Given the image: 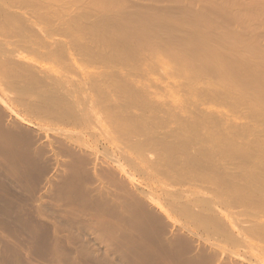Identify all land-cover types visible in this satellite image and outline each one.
<instances>
[{
	"label": "rangeland",
	"instance_id": "obj_1",
	"mask_svg": "<svg viewBox=\"0 0 264 264\" xmlns=\"http://www.w3.org/2000/svg\"><path fill=\"white\" fill-rule=\"evenodd\" d=\"M35 1L36 0H26V2H24V3L19 2V1L18 2L15 1L18 3L17 6H19V8H22L21 9L22 11L14 9L16 11V12L14 11L15 14L20 16L18 18L20 20L19 25H21V28H20L21 31H19V32L14 31V33H12L10 35H2V34L0 35V66L4 64L3 69L0 68V114L1 113L3 114V115H0V130H1L0 133L5 134V135L0 134V136H1L0 137V139H1L0 145L2 146V148L0 146V156L2 155L0 157V264H111V263L112 264H120L119 263L120 260L118 259V257H116L114 255L115 254L114 250L111 251L112 249L109 248L111 246V243L106 241V240L110 241L111 236L113 239H116L117 237H120V236L122 238V235L124 234L122 229H125V228L128 229V230H126V229L124 230L125 233H131L133 236H135V240L132 242H134V243L136 242L137 244H139L140 239H141V242H140L141 247H140V245L138 246L136 243L135 244L132 242L130 243V241H128L129 243L126 244L127 247L125 246V248H127V249H129V247H132L130 249H133V250L129 249L131 252V255H130L131 260L130 261L133 260L135 262L132 261L129 264H133V263H135V264H159V263L166 264L167 261H168L167 264H172V263L173 264H180V263H182V264H191V263L192 264L193 263H195V264L196 263L197 264H213L211 262L208 263L209 261H207V259L205 258L208 255H209V258H210V256L214 255V258H213L214 260L212 261V262L216 261V262H214V264H218V263L222 264V262L224 263L223 259H225L227 257V255L224 252L222 253V250L223 249L224 250L229 249V247L226 244L221 243L220 247H218L219 249L216 247L217 248V250H216V248H214L213 246L208 244L209 242L204 243L203 241L198 240L196 237H193L190 234L188 235V233H186L185 231H182L183 228H187V229H190L192 232L196 233L197 235L203 236L199 231H197V229L195 230L192 225H188V222L186 219H182L183 217L179 216V213H178V211H179V190H182V191H186V190L191 191L192 190L193 191V190H196L198 188L197 190H199V191L202 190L201 191L202 193H206V191L204 192L203 189H200L199 187H197V185L200 186L198 183H197V185L194 183L196 186L194 184H192L193 182L190 184L189 183L190 181L184 180V182L181 183L179 181V177H178L179 175H177L176 177L173 176V173H172V175H169L171 173L168 170L167 171L169 173H167V171H166V173H165L166 176L165 175L163 176L162 172L160 170H158V168H156V167L158 165L161 166L160 164L164 163V161H162L161 156H158V154L159 155L161 154V151H158L159 148H157L154 145L156 144L155 142L157 140L158 141L157 143L158 144L160 143L161 146H163V143L165 142V144H166L165 146L169 150H170V148L172 150H174L172 148V146H174L175 148L178 146L177 149L179 147H182V149L184 148V150L187 147L190 149V147H193V146L188 145V144L192 143L188 140H191V139L193 140V137H199L198 139H196L198 143L196 142V140L195 141L193 140L194 146H197L200 142H201L200 145L203 146L204 143L209 144L210 139H211V141L213 139L212 137L211 138L208 137V134L206 132H210V131L214 132L215 131L216 132V133L214 132L215 135L212 132H211L212 134L211 133H209V134L212 136H216L215 138H217V136L218 135L220 136L221 132L224 131L223 132L224 138L221 137L222 134L220 136V138L224 140L225 135L229 132L228 130H230V132H229L230 135L231 134L233 135V133H231L233 131H234V135L235 134L237 135L238 133L241 134V135H237V137H235L237 142L247 141V142H250L253 144L255 141H259L258 139H264V113H262V112H264V106H263L264 103L262 102L263 104H261L260 103L261 101H259V103H258V102H256V100H254V98L256 96L257 97L259 96L258 98H260V97L264 98V95H263L264 91H263V93H261V91L263 90L262 88H264V86H263L264 82H262V81H261V83L258 82L259 86L257 84H255L256 85L255 86L253 81H251L252 83L251 82L250 83L254 86V87H252L250 83H247L246 80H248V79H244L245 81H243V82H246V84H249V85L244 84V86H247V88L249 87L248 89H244V90H241L244 88V87H242V84L238 85V83H237L240 80H241V82H239V83H243L242 79L246 77L244 75H247L248 78L250 79V74H251V76L254 79V77L259 76V74H261L260 76H262L264 74V68L262 69L261 65L259 64L260 66L259 65L258 66L261 67V69L263 70V72H262L263 74L261 72L259 73L258 70L260 68L257 67V68H259L257 70V68H256L257 65L255 64V63H259L258 60H256V58L258 59L259 55H261L260 53L264 54V15H263L264 14V9H263L264 0H115L118 2L119 1L122 2V4L124 5V7H123L124 11L127 9L126 11L127 12L129 11L128 13H130V12L133 13V11H135L134 14L137 13L141 17L140 13L145 14V12H146V14H147V12H149L147 15L150 14L149 16L152 19H151V21L149 19L148 22L149 23L152 22V20H154L153 19V17H154L155 20L153 23L154 24H155V22L157 23V24H155V26H153L152 23H150L148 25V23L144 24L145 21L143 22L144 31L148 34L147 37H146L147 34L144 35L145 39L150 44L148 47H145V48L141 47L140 48V47L135 46L134 44L128 43L126 46H130V49H128L129 47L128 48L126 47L127 49L124 48L125 50L122 49L120 51H116V50L113 51V49L108 48L107 46H105L102 43V40L100 38H98L97 34H95V33L92 34L91 32H89V30H91V28H89V27H91V25L101 24L102 20L108 19L111 12H109V13L107 12L108 7L106 8L107 5L104 6V4H107L111 0H108V1L107 0H49L48 3H50V4H49V7H47V8L40 7L39 5H37L35 3ZM212 1H213V3H212ZM252 1H254V3H252ZM229 3H230V5H229ZM249 3L251 4L252 7L250 6ZM98 5H100V6L102 5V6L101 7L99 6L100 7L99 8V7H97ZM255 5H258V6L256 7ZM205 6L206 7L208 6L207 7L208 9L205 8ZM230 6H231V8H230ZM214 7H216V9H213V15H215V16L212 17L213 18L212 19L211 16H209L211 13L208 10H210L211 8H214ZM220 8H221V11L218 12V10ZM138 9H141L142 11L144 10V13L141 10L138 11ZM223 9L226 11L222 13ZM105 10L109 15L106 16L107 13L105 12ZM214 10H215L216 14L214 13ZM150 11H152L153 14L155 13V15L157 14L156 17L153 14H152L153 15L152 16L151 15L152 12L150 13ZM192 11L194 13H196L197 15L201 13V15H199L201 17V18L199 17L200 18L199 20L204 19L205 16L207 15L206 12H209L210 14L208 13L209 14L208 18L210 17L213 20V21L212 20L211 21L213 22V24L215 26L214 29L211 28V29L206 30V28H205V30H206L205 34L206 35H204L203 30H200V29L209 25V23L207 25L205 24L206 26L204 24L203 25L200 24V21L196 20V18H198V17H196L194 19L195 21L193 20L194 21V23H193L192 19L194 18V16H197V15L194 14ZM210 11H212V10H210ZM11 12H13V9L11 10ZM202 13L203 14L206 13L205 16L202 15ZM220 13H222V15ZM103 14H104V17H106V18L102 17ZM121 14L123 15L122 12L120 13V16H122ZM185 14H187V15H185ZM217 14H220L224 18L223 19L224 21L221 20L220 15L217 16ZM234 14L237 15V17ZM131 15H133V14H131ZM138 15H133V16L137 17ZM188 15H192V18L189 17V20H188V18L187 19L185 18ZM160 16H162V19ZM202 16H204V18H202ZM242 16H243V18H242ZM100 17H102L103 19H101ZM140 17H137V18H140ZM158 17H159V19H158ZM179 17L185 18V19H183V21H181L182 19ZM232 17H234L235 21L233 20ZM210 18H209V20H206V19L205 20L207 22H211ZM218 18H220V20ZM121 19L122 18H120V20ZM177 19L178 20L180 19V26H182L181 27L182 29H181L179 26V22H178V24H175L176 27L178 26L180 28L178 30L179 33L177 31L178 28L176 30L174 29V23H177ZM156 20H158V21H156ZM160 20L164 23L161 24V22H159ZM230 20H231V22H230ZM29 21L31 23H29ZM184 21H187L188 23L184 22ZM197 21L200 24L199 29H198L199 25L197 24ZM206 21L205 22L202 21V22L206 23ZM181 22H184L183 25ZM256 22L258 24H256ZM158 23L160 25H163V26H160ZM243 23H244V25L245 24L247 25V26L245 25L247 28L243 25ZM187 25H188V27H187ZM210 25H211V23H210ZM209 27H211V26H209ZM209 27L207 26V28H209ZM248 27H249V29H248ZM117 29L119 30L120 27L114 28V30H117ZM169 29L171 32L169 31ZM140 30H143V28ZM163 30H166V31L163 32ZM198 30H200V31H198ZM222 30L223 31L226 30V31H224V33H228L230 30L235 34L239 33L237 35H233V33L230 31L227 35H230V33H232L231 37L233 39L231 37H229V38H231L230 40H232L233 43H235L234 44L235 46H236V44H238V45L240 44L239 45L240 49H239V47H237L238 45L236 46V49L239 50L240 54L237 53L238 52L237 50H236L237 51L236 54H238V56L240 55V56L247 57L246 62L248 63V65L251 62L249 67L245 66V69H244V65H243L242 66L243 69L241 68V70H240V67H239L240 65L236 68V65H238L239 63L234 62V61H239V60H236L238 58V56L235 57L234 55L233 56L231 55V58L235 57V60L233 59L234 61H232L228 57L231 60V61H229V59H227L230 62L229 64H231L230 66H232V67L235 66V68H236V70L233 69V70H230L231 72L230 71L229 72L231 74L234 73V74H238V75H235V77H234V74L230 75V73L228 72L229 74L224 73V76L226 77L229 75L226 78H228V79L232 78V81L241 77L240 79H238V81L236 80L237 82H235V81L232 82L229 79L231 81V83H228L229 80L227 79L228 81L225 80V82L227 81V83H225L221 79L219 80L218 75H215V73L213 74L210 72H206V70L204 71L205 73H202V72H201L202 74L197 73L198 74V77H197V74L194 72L195 71L194 68H197L198 67L197 65H199V64L197 62L195 63L194 60H196V59H193L191 57L193 53L192 54L189 53L187 56V52L184 51V48H185L184 46H186V44L192 38L196 42H198L199 38H201V41L199 43L201 45H203V47H201L199 45H198V47L203 48V50H205L204 51L205 53L210 54L212 51H214V49L216 50V48H218V47H220V48L223 47L224 51L228 52V50H229V52H232V49L229 47L227 48L228 45L224 44V42L225 43L228 42L229 39L228 40L226 39V41H225L224 36H223L224 34H223ZM233 30L234 31L236 30V31L234 32ZM259 30H260V32H259ZM144 31H140V32L143 33ZM174 31H177L178 35ZM123 32L125 33V31H123ZM180 32H181V34H180ZM220 32H222L223 35L220 34ZM149 33H152L153 37ZM163 33H164L165 37L163 36ZM170 33H174V34H170ZM183 33H185L187 35L185 36V34H183ZM198 34H200L201 37ZM247 34H249V35H247ZM149 35L151 38L149 37ZM110 36L113 39H115L114 38L115 36L113 35V32H111V31H110ZM202 36L205 38V40H203L204 38ZM247 36H249V37H247ZM156 37H157V39H155ZM208 37L210 38V41L208 40L209 42H207ZM239 37H242V38H240L241 40L237 39ZM184 38H186V39L184 40ZM196 38L198 40H196ZM220 38H222L223 40H221ZM188 39H189V41H186ZM158 40H159V42H158ZM216 40H218L219 42H217ZM185 41L187 43L181 44V42H185ZM191 41H190V44H188L189 47H186L185 50H187L188 48H191L192 44H194L193 46L197 48V46L195 44H199V43H194V41H193L191 44ZM205 41L208 43V46H207V43H205ZM222 41H224V42H222ZM238 41H241V42L239 43ZM161 42H163V43H161ZM168 42L171 44V46H172L171 48L169 47L170 44ZM247 42L252 43V44L248 45ZM152 43H154V45ZM166 43L169 44V46ZM204 43H205V45H204ZM209 43H211L212 45ZM218 44H219V46H218ZM228 44H230V43L228 42ZM131 45L134 47H132ZM190 45H191V47H190ZM180 46H181V49L179 48ZM248 46L253 47V48H251V50L253 52H251V50L249 49ZM182 47H184V48H182ZM211 47H213L214 49ZM230 47H232V46H230ZM255 47L259 53L254 49ZM196 48H194V50ZM201 48L196 49L194 51V53L197 50L199 51V49H201ZM107 49L110 51H108ZM182 49H183V51H182ZM190 50H193V47H192V49H189V51ZM217 50L219 51V49H217ZM177 51H178V53H176ZM172 52H174V53H172ZM251 53H253V54L251 55ZM241 54H243V55H241ZM254 54H256V55H254ZM254 57H255V61H254ZM249 58L252 59V61L249 60ZM247 59L249 61H247ZM225 63L223 66L224 69H225V67H227L226 64H228V63H226V64ZM253 63L256 66L253 65ZM200 64H202V63H200ZM245 65H247V64H245ZM10 68H12V70ZM16 68L18 71H20V69L22 68L23 70H21V71L28 72L29 73L28 76H25V75H24V77L23 76H17V77H19V79H16L17 77H15V80L13 81V79H12L13 77L9 73H10V71L13 72L14 70H16ZM24 68H26V70ZM238 68H239L240 72L237 70ZM253 68H255L256 71ZM8 69H10V70L8 71ZM228 69H230V67ZM261 69H260V71H262ZM180 70H181V72L184 70L183 72H185V75L183 74V72L181 73ZM186 70H187V73H186ZM236 71L239 73H236ZM241 71H242V73H241ZM223 72H227V71L224 70ZM243 72H245L246 74L244 73V75L242 76ZM248 72H249V74H248ZM252 73H255V76H253L254 74H252ZM257 73H258V75H257ZM9 76H10V78H9ZM215 76H218L217 77L218 79L214 78ZM231 76H233V77H231ZM236 76H239V77L237 78ZM252 77H251V79H252ZM28 78H30V79H28ZM260 78H262V80L264 81V79H263L264 77H260ZM91 79H95L96 81L99 82V84H100L99 88H96L99 91L90 92V89H89L90 83L88 84V82H90ZM19 80H20V82H18ZM88 80H90V81H88ZM37 81L39 82L38 85H37ZM86 81H88V82L86 83ZM221 81H222V83H221ZM256 81H258V80H256ZM14 82H17V84ZM12 83H14V86H12ZM26 83H28L29 85ZM235 83L239 87L237 86V88H234L232 85H234ZM225 84H226V86H224ZM228 84H230V85L228 86ZM30 85H31V87L33 86L32 91H31V89H29ZM231 86L233 89L231 88ZM257 86L260 89H258ZM21 87H22V90H21ZM227 87H229V88H227ZM251 87L253 89H251ZM224 88L225 89L227 88L228 90L226 89L227 90L226 91V90H224ZM254 88H256V90ZM16 89H19V91ZM25 89L28 90V92H26ZM124 89H126V91L136 92L140 95H143V98H145L147 101L152 103V107L155 109L152 108L153 110H151V112L155 111L156 118L151 117V115L154 114V112L153 113L149 112L150 115L148 112L147 113L145 112V114L142 115V113H144V111H143L140 114V112L138 110L139 109L141 110L142 108L144 109V107H142V106H140L141 108L136 107V108H138V110L135 109V107H134L135 110L132 108L126 109V112L128 111L127 113L130 112L132 114L133 113L138 114V113H136V111H138L140 114L139 116H141L142 118H146V119H148L149 117H151V119L153 118L152 120L149 119L150 121H153V123L150 122V127H152L151 130H153L152 132L155 131V127L159 126L158 128L160 130V133L167 136L166 135L167 131L164 132L166 126H167L166 130L170 129V131H171V129L173 130V128H174L176 131V127L179 124L177 127V129H179V131L177 130L175 132L173 130V132H175V133L172 132L173 133L172 137H174L173 139H175L176 136L179 137V135H180V137H182L181 138L182 140L183 139L186 140V139L191 137V139H188L186 141L188 143H186V142H184V140L182 141L181 139L179 141L178 139L180 137L178 139L173 140L171 138V134H168L170 137L169 136H167V137L169 139H171L168 141L172 142V144H171L172 146H171L169 143H168L169 145L167 144V141H166L168 139L167 137H165L161 134V136H160L161 138L162 137L166 138V139L163 138L164 141L161 140V142H162L161 143V142H159L161 138H159V136L156 135V133L151 132L150 134L148 133V136L150 138L148 136H146L149 139V141L146 140L147 138L146 139L144 138L145 136L143 138L142 137L137 138V141L140 144L142 143L141 145H144L140 148V150L137 148L134 149V148H132V146L130 147L129 145H131V144H129L128 145L129 147L127 148L124 146L125 144L123 142H122L123 144L122 143L118 144V145L121 144L122 146H124L123 148L120 145V146H118L117 150L114 149L115 155H117V157L121 159L120 162H121L123 168L125 169V171H127L131 175L130 179L124 180V178H122V175H120L118 172L117 173L115 172L116 174L114 176L117 175V177L119 176L118 179L120 178L119 179L120 181H118V179L116 177L115 181L116 182L118 181L117 182L118 184L120 182H125L124 183L125 189L127 191H129L135 198H137L139 201H141L145 205V208H147V210L149 209L148 210L149 212L151 211V213H153L155 215L158 213V215L161 217V220H163L162 223L161 222L157 223L159 225V227L162 224H164V226L167 227V230L165 228L164 229L162 228L164 226L160 227V228H162L160 230V232L163 230L162 234L161 235L157 234L155 236L156 232L160 228L158 229L157 224L153 223L154 226L156 224V227H157L156 229L152 230L155 233L154 237L156 238L155 239L152 237L153 240L151 238H149V239L147 238V240L145 241V239H146L145 236L150 235V237H151L153 235L152 233L146 232L147 230L151 231V227H152L151 225H153V224H149L148 222H146L144 220L148 224V226L150 225V227H147L146 226L147 224H145V222L143 221V218L140 215H137L136 213L134 215V210H133V215L131 214L132 210L130 208H128L131 210L130 215L129 214L126 215L124 208H127V207H124V208L122 206L118 207L119 205H117V203L115 201V199H117L118 196L121 195L120 194L121 192L120 191L118 192V190H116L117 191L116 192L115 188L111 189L112 187H110L108 191H109V193H112V194L114 193L113 195L109 194L107 190L104 191L100 186V182L98 179L99 175L98 176L96 175V174H100V172L105 170V169H103V167H105L107 170V167H106L107 165L106 164L101 165V164H104L106 161L108 162V158L106 157V155H103V154H106L107 152L110 153V150L108 148L102 147L103 146L102 144L99 145V147H100L99 152L102 151L100 154H97L92 150V147H94L95 144L93 143V141L90 140L89 136H91V134H95V133L99 132L100 124L105 125L104 124L105 123L104 115H103L102 111L100 110V108L97 106L94 96L97 95L99 92L104 93L105 95L109 94L112 97H114L115 99L117 98L116 101L122 105V103H120L121 102L120 100L124 99L123 98L124 93H122L121 91ZM236 89H237V92H236ZM252 90H254V91H252ZM29 91H31V92H29ZM221 91H222V93H221ZM16 92H19V93H16ZM41 92H42V94H41ZM215 92H216V94H215ZM24 93L26 95H24ZM31 93H34V94L32 95ZM59 93H61V94H59ZM229 93H231L232 96ZM246 93H248V94H246ZM252 93H253V95H251V96H255V97L251 98L249 95ZM40 94H41V96L39 97ZM46 94H48V96ZM149 94H150V96H149ZM225 94H227V95H225ZM49 95H51V96H49ZM33 97H35V99ZM43 97H45L46 99L48 97H49V99L58 98L61 101L63 100L62 101L63 104L67 105L68 107L71 106L70 112H68V114L65 112L66 115H64V117H66L68 115V118L66 117V119H64V118L61 119L63 117L64 111L61 110V108L58 106L52 107L48 104H44L49 99L48 100L42 99ZM54 97H56V98H54ZM247 97H248V99H247ZM64 99H65V102H64ZM257 100H259V99H257ZM42 101H44V102L42 103ZM251 102L254 103L253 106H252ZM37 104L39 105L38 109L40 111L37 110V106H36ZM42 104H43V107H50V109L44 108V110L47 109L48 111H50V110L52 112L55 111L54 114L52 115L51 111L47 113L43 110V112H41L40 108L42 107ZM93 104H95V105H93ZM258 104H260V105H258ZM4 105L9 106L10 108L5 107ZM257 105H258V107L259 106H261V107L257 108ZM32 106H33V108H32ZM249 106H251V107L249 108ZM254 106H256V107H254ZM58 109H60V110H58ZM131 110H133V111H131ZM156 110H158V111H156ZM37 111H39V113ZM60 111H62L61 115H59ZM44 112L47 113L48 115L47 114L44 115L43 114ZM259 112L261 114H258ZM35 113H37L38 116ZM262 114H263V116H261ZM1 116L3 119L1 118ZM145 116H149V117L147 118ZM40 117L42 119H40ZM55 118H56V120H55ZM158 118L160 121H156L157 124L159 123L160 125H162V123H164V122L166 124L164 123L162 126L156 125V122L154 119H158ZM71 119H72V121H71ZM102 120H103V122H102ZM148 121L146 120V123ZM173 121H175V122H173ZM140 122H141V120H140ZM10 123H12V124H10ZM144 123H145V121H144ZM185 123H189L188 125L190 127L191 126L195 127L196 132L198 131L197 129H201V130L205 129L204 133L207 134L206 137L209 139H207L205 137L207 139L206 140L204 138V135H203L202 138L204 141H201L202 138L200 139V136H202V135H198L199 132H197L198 134H195L194 133L195 130L192 127L191 128L194 131H192V129H191V132L194 133L195 135L193 134L194 135V136L192 135L193 137L190 136L192 134L190 132V130H188V128L190 129V127L185 126V125H187ZM153 124H155V125H153ZM190 124H192V125H190ZM152 125L154 126V129H153ZM181 125H184L185 127L184 126L183 127L185 128V130L186 129L188 130L187 135H186V137H188V135H189L188 138L185 137V134H186L185 131L184 130L182 131V129H184V128H182V129L179 128V126H181ZM3 126L6 128H4ZM211 126H213V127L210 129ZM245 126L246 127L248 126V128H246ZM13 127H15V128H13ZM160 127H162V128L160 129ZM16 128H17V130H16ZM42 128L43 129L46 128L47 130H45V129L43 130ZM6 129H8V130H6ZM238 129H240V130H238ZM4 130H5V132H2ZM20 130H22V132ZM23 130L25 133L23 132ZM55 130H57L59 132H57ZM156 130L157 131H155V132H158V129H156ZM161 130H163V131L161 132ZM206 130H208V131H206ZM17 131H18L19 136L21 138H18L19 136H18ZM27 131L29 132L28 134L26 133ZM61 131H62V133H61ZM64 131H66V132H64ZM71 131L74 133H72ZM170 131H168V133H170ZM218 131L220 134L218 133ZM257 131H258V133H257ZM75 132L80 134L78 140L77 139H71V137H70V136H73V134H75ZM225 132H227V133H225ZM23 133L26 135L24 136ZM68 133H71L72 135L68 134ZM247 133H248V135L246 136ZM260 133H261V135H260ZM13 134H15L16 136H14ZM157 134H159V132ZM175 134H177V135L174 136ZM200 134H201V132H200ZM256 134H258V135H256ZM152 135H153V137L157 136L155 138L156 139L155 141H154V138L152 139ZM29 136H30V140L28 139ZM231 136H228L226 138L228 139ZM15 138H17L16 139L17 141L15 140ZM22 139H23V141H22ZM176 140L178 141L175 143L177 146H175V144H174V142ZM6 141H8V143ZM20 141H22L23 143L25 142L27 145H25L23 143L21 144ZM150 141L152 143H150ZM219 141H218V147H219ZM232 141H235V139ZM9 142L14 145V148L12 147L13 145H10V146L8 145ZM195 142L197 143V145L195 144ZM212 142L215 143L214 140ZM212 142L210 143L209 148H207L208 146L206 147V145L203 148L205 150L207 148V150H208L211 147L210 150H212V152H214L215 145ZM225 142H227V141H225ZM6 143H7V145H6ZM15 143H17V144L15 145ZM185 143H186V145H184ZM29 144H31V145H29ZM150 144H152L153 146ZM85 145H87V146H85ZM220 145H221V143H220ZM4 146L6 148H3ZM26 146H28L27 149H26ZM126 146H127V144H126ZM168 146H170V147H168ZM185 146H186V148H185ZM202 146H200L201 148H199V146L196 147L197 150L194 148H191L192 150L191 149L189 150L187 148V150H189V151H187L186 153H187V155H190V157L187 159L183 158L186 156V154L185 153L183 154V152L182 153L179 152L181 156L184 155L183 157H181L180 155L179 156L177 155V154H179V153H177V151H182L181 148H179L180 150L175 149L176 151L174 150V152L173 151L172 152L176 155V157L178 156V157L183 158V159H178V157L176 159H174L175 155L173 154L174 158L172 159V161L175 162L178 159L177 162H175L176 165L178 164L177 165V167H178L179 164H180V166H182L181 163L183 160L184 161L182 164L184 166L185 165L184 163H186V161L188 163V161L190 159V161H189V167H190V165L193 163L192 161L194 160V158L199 155L197 153L201 152L198 150L202 149ZM222 146H223V144H222ZM7 147H8L9 152L7 151ZM15 147H17V148H15ZM59 147L61 149H59ZM153 147H156V148H153ZM212 147H214V149ZM216 147H217V143H216ZM221 147H219V148L221 149ZM142 148H143V150H141ZM167 148H166V150H167ZM118 149H120V150H118ZM204 149H202L203 150L202 154H204V159L208 156L211 158L210 154L212 152L209 150V152H211L209 154V152L208 151L205 152ZM217 149L218 148H216V151H217ZM16 150H18L20 153H23V151H24V153L21 156V154L19 152H17ZM25 150H27V152L29 151L28 154H26L27 152ZM61 150H63L65 154H63V152ZM12 151H14V153ZM117 151H119L118 153L121 152L120 156L117 153ZM193 151L197 152V153H193ZM216 151H215V153H213L214 157H215ZM189 152H191V154ZM207 153L209 154L208 156H207ZM217 153H219V152H217ZM16 154L18 157L16 156ZM61 154L65 157L68 154L67 157H69V158H64ZM72 154H74V155H72ZM82 154H84V155L86 154V155L84 156ZM195 154H197V155H195ZM23 155H28L31 157L23 156ZM77 155H78V157H77ZM107 155H109V154L107 153ZM191 155H195L194 158ZM7 156L13 160L11 161V159L7 158ZM61 156H62V158H61ZM86 156H87V158H85ZM123 156H125V158L128 157V159L131 160V163L125 161L122 158ZM199 156L197 158H203V156L202 157L201 156L199 157ZM216 156H218V154ZM24 157L25 158L28 157L27 160ZM72 157H73V159H72ZM186 157H188V156H186ZM14 158H16V159L14 160ZM213 158H212V160H213ZM215 158H214V160L216 161ZM218 158H220V157L218 156ZM218 158H217V160H219ZM29 159H30V161H28ZM68 159H69V161H68ZM70 159L72 162L70 161ZM82 159L84 161V164H82V166H81V165H79V162ZM160 159H161L162 163L160 162ZM77 160H78V162H75ZM101 160L103 163L101 162ZM209 160H211V159H209ZM214 160L212 163L213 165L214 164L219 165L221 163L223 164V161L219 160L220 162L218 161V162L214 163ZM59 161H60V163H59ZM65 161H68L69 163L65 162ZM83 161H81L80 163H83ZM63 162H64V164H63ZM159 162H160V164H159ZM96 163H99L100 167L103 166L102 167L103 170L102 171L100 170L97 173H96V171L98 170L99 166H98V164L96 165ZM59 164L60 165L62 164V165L60 166ZM156 164H158V165L156 166ZM187 165L188 164H186L185 166H187ZM225 165H226V163L223 164V167ZM229 165H230V163L229 164L227 163V167ZM84 166H85V168H84ZM96 166H98V167H96ZM162 166H164V164ZM191 166L193 167V165H191ZM63 167H64V169H65V167H67L66 170L62 169ZM166 167H168V166H166ZM230 167L232 168V165ZM162 168L164 169V167H162ZM187 168H188V166H187ZM191 168H189V169H191ZM224 168H226V167H224ZM228 168L225 170L227 171ZM57 169H58V172H57ZM233 169L235 170V166ZM164 170H166V168ZM231 170L229 171V173L233 172V170L232 171ZM66 171H69V172H67L68 174L66 173ZM70 172H72L73 174ZM78 172H80L81 174ZM57 173L60 174L59 177L57 176L58 175ZM53 175L55 177L56 176L58 177V178L56 177L57 180L54 178ZM169 176H172V177H170L171 179H168ZM65 177H67V178H65ZM92 177H93V179H92ZM63 178H64V180H63ZM75 179H77L78 181L77 180L75 181ZM94 180H97V181H94ZM121 180H124V181H121ZM56 181H57V183H56ZM181 181H183V180H181ZM70 182L72 183V185L73 184L74 185L72 186ZM75 182H77L78 184L76 185ZM56 186H58V187H56ZM60 186H62V187H60ZM70 187H72V188L70 189ZM194 187H195V189H194ZM60 188H61V190L56 191ZM97 188H99V189H97ZM101 191H103V193H105L104 194L105 197L101 195L102 194ZM100 192H101V194H99ZM142 192H144V193H142ZM149 192H151V194ZM170 192L174 193V194L177 193V194L173 195L172 198H170V197L168 198L167 193H170ZM110 195H112V196H110ZM114 195L117 197H115ZM100 196L104 197V200H105V198H106V200H108V201H106V200L104 201V203H105L104 205H106L107 202H109V203L111 202L110 204H107V205H109L107 207H110L111 209L114 207L113 208L114 210L113 209L111 210L110 208H107V207L104 208V205H100L101 203H103V199L101 198L102 199L101 200ZM152 196L158 202L160 201L159 203L162 205V207L165 210V213H164L165 215L163 213H161L160 211H158L150 203V197H152ZM160 198H162V199H160ZM87 199H88V201H87ZM99 200L102 202L99 203L100 202ZM172 200H174V201L172 202ZM163 201H165V202H163ZM84 203H86V204H84ZM112 203H114V204H112ZM111 204L114 206H112ZM174 205H175L176 209L173 207ZM121 207L124 209L123 210L124 212L121 211V209H122ZM107 209L109 211H107ZM128 209H126L127 212L129 211ZM115 210L118 212H116ZM235 211H237V210L227 211L226 215H229V218L227 220H230L234 223L236 229H238V230H236L237 232H242L241 228L244 226H249V225L247 223H245V225H244L243 221L245 220V217L237 215V213ZM111 212H112L113 216H112ZM119 213H120V215H119ZM131 215H132V217H130ZM135 217L138 218V220L136 219L138 222L142 219L141 221L144 223H142L141 221L138 223L137 221H135V219H134ZM162 217L165 220L162 219ZM65 218H67V219H65ZM101 219L103 221H105L106 223H104ZM128 219L130 221H128ZM70 220L72 223H75L78 221L77 223H79L81 225L75 223V224H72L73 225L72 226V225H70L71 224V222H69ZM108 220H110V221H108ZM117 220H119V222ZM131 220H133L136 223L132 224ZM164 221H165V223H163ZM66 222H69V223L67 224ZM123 222H125V223H123ZM128 222H130V224ZM102 223H104L105 226L108 223L107 224L108 226L105 227ZM136 224H138L139 227L141 224V228L138 229L139 227ZM143 224H145V226L142 227ZM169 224L172 226V228ZM67 225L72 226V228H70V226L68 227ZM130 225H131V228H130ZM223 225L227 226V230L228 229H229L228 231L231 230L230 232H232L233 235L237 234V232H235V230L230 229L231 225H229L228 222L224 221ZM85 226H86V228H84ZM88 226H90V227H88ZM100 226H101V229L102 230L104 229L105 231L104 230L102 231L100 229ZM103 227H105L107 230ZM107 227L108 228H111V227L114 228L115 227V229L118 228L119 230L117 229V232H116V230L111 228L110 229L111 233H110V231L108 232L109 229ZM123 227H125V228H123ZM145 227H147V228H145ZM168 227H169V229H168ZM175 227L178 229V232L176 231V234L173 233V231L175 232V229H176ZM89 228H92V229L95 228L94 230L95 231L98 230V231L95 232L96 233L95 234L92 231V229L88 230ZM132 228L133 229L136 228V232H134L135 229L133 230ZM99 230H100V232H99ZM139 230L140 231L142 230V233ZM144 230H146V231H144ZM106 231L108 232L106 235L104 233H102L106 238L107 237L109 238V239L107 238L106 240H104L106 242V244H105V243H103V241H101V234H99L100 236H98V233H101V232L106 233ZM118 231H121V233H119L120 234L119 236H117ZM137 231H139V232H137ZM112 233H114V234H112ZM135 233H138V235L140 236V239L138 238L139 236L135 235ZM143 233H144V235H142ZM145 233L147 235H145ZM177 233L179 235H177ZM166 234H168L167 235L168 237L170 236L169 237L170 241L173 240V238H172V237H174L173 235H176L175 236L176 238H177V236H179V237L181 236L180 240H182V242H183L181 244L185 243L186 246L181 245V244H180L181 246H179V244L176 243L177 244V245L175 244L176 248H177V246L179 248L174 249L173 246L175 247V245L173 244V246H172V244L170 245V243H168L169 238H167ZM97 237L98 238L100 237V239H98ZM136 238H138L139 240H137ZM189 238H190V240H189ZM203 238H204V236H203ZM118 239H120V238H118ZM142 239H144V241ZM158 239H160V240H158ZM161 240H162V242H160ZM191 241H193L192 246L194 244H196V245H194L195 247L194 246L190 247ZM164 242H166L168 245L167 244L163 245L162 243H164ZM199 243H200V245L201 244L202 245L197 246V244H199ZM132 245H134V246H132ZM142 245L143 246L145 245V246L142 247ZM85 246H87V247H85ZM157 246L158 247L160 246V247L158 248ZM168 246H169V248H168ZM196 246L199 247V249H197ZM135 247H136L137 253L139 252L138 255H136L137 253L135 254V252H132V251H135L134 250ZM138 247H139V249H138ZM153 247H155V248H153ZM188 247H190L191 250H189ZM200 247H201V249H200ZM221 247H223V248H221ZM141 248H143V249H141ZM147 248H151V249H147ZM165 248H168L169 254L167 252H166L167 254L165 253V251H166ZM87 249H89V250H87ZM149 250H151L150 251L151 253L149 252ZM195 250L199 251L196 254V255H198V257L195 254H193L194 252L196 253ZM208 250H209V252H208ZM236 250L241 253V256L243 257V259L244 258H246V259H249V258L255 259L256 258L259 260V264H264V251L263 250L246 247L245 245H243L241 247V249L239 247V249H236ZM241 250H242V252H241ZM160 251H161V253H159ZM190 251L192 252L193 256L191 255ZM214 251H217V254ZM83 252H86V254L88 253L89 256H87L86 254H83ZM148 252H149V254H148ZM162 252H163V254H162ZM179 252H181V253H179ZM200 252H202L201 255H199ZM91 253H94L95 256ZM105 253H107L108 255ZM132 253L135 254V259H133L134 254H132ZM205 253H207L208 255H206ZM211 253L212 254L215 253L216 256H215V254L212 255ZM243 253H245V254H243ZM174 254L177 256V258H176V256H174ZM185 254L188 257H185ZM104 255H106V256H104ZM151 255H152V257H150ZM179 255H180V257H179ZM194 255L196 257H194ZM170 256H172V257H170ZM199 256H201V257L199 258ZM141 257H143V258H141ZM153 257H154V259H153ZM192 257H193V259H192ZM170 258H171V260H169ZM181 258L183 260H181ZM94 259H95V261H93ZM99 259H100V261H99ZM114 259L115 260L117 259V260L115 261ZM157 259H159V260H157ZM102 260H104L105 262L107 260V262L105 263ZM202 261H204V262H202ZM234 262L231 261V263H230V261H228V264H233ZM225 263H226V261H225ZM236 263L240 264L239 261H236L234 264H236Z\"/></svg>",
	"mask_w": 264,
	"mask_h": 264
},
{
	"label": "bare ground",
	"instance_id": "obj_2",
	"mask_svg": "<svg viewBox=\"0 0 264 264\" xmlns=\"http://www.w3.org/2000/svg\"><path fill=\"white\" fill-rule=\"evenodd\" d=\"M15 1H19V2H26V0H0V35L2 34V35H10V34H12V33H14V31L16 32H19V31H21L20 30V28H21V25H19V23H20V20H19V18L18 17H20V16H18L17 14H15V10H19V11H22L21 9L22 8H19V6H17L18 5V3L17 2H15ZM108 1V0H107ZM49 2V0H36L35 1V3L37 4V5H39L40 7H43V8H47V7H49V4L50 3H48ZM56 2V1H55ZM103 2V1H102ZM238 2V1H237ZM236 2V3H237ZM95 3V2H94ZM212 3H213V1H212ZM216 3V2H215ZM235 3V4H236ZM252 3H254V1H252ZM99 4V3H98ZM175 4V3H174ZM209 4V3H208ZM250 4V3H249ZM248 4V5H249ZM35 5V4H34ZM105 5H107L106 6V8L108 7V13L109 12H111L110 13V15L106 12V10H105V12L107 13L106 14V16L107 15H109V17H108V19H104V20H102V23L101 24H98V25H96V24H93V25H91V27H89V28H91V30H89V32H91L92 34L93 33H95V34H97V36H98V38H100L101 40H102V43L105 45V46H107L108 48H110V49H113V51L114 50H116V51H120V50H125L124 48H128V49H130V46H126L128 43H131V44H134L135 46H137V47H143V48H145V47H148L150 44H149V42H147V40L145 39V34H147L145 31H144V27H143V22H144V24L145 23H148V25L150 24V23H152V25L153 26H155V24H157L156 22H155V24L153 23L154 22V20H155V18L153 17V19L154 20H152V22H148L149 21V19H150V21H151V19L152 18H150V14L149 15H147L149 12H147V14H146V12H145V14H142V13H140L141 14V17H140V15H138L137 13L136 14H134V12L135 11H133V13H128L126 10L124 11V5L122 4V2H118V1H115V0H111V1H109L107 4H104V6ZM211 5V4H210ZM218 5V4H217ZM216 5V6H217ZM224 5V4H223ZM229 5H230V3H229ZM233 5V4H232ZM246 5V4H245ZM264 5V4H263ZM100 5H98L97 7H99ZM102 6V5H101ZM100 6V7H101ZM128 6V5H127ZM204 6V5H203ZM250 6H251V4H250ZM254 6V5H253ZM256 7L258 6V5H255ZM38 7V6H37ZM39 7V8H40ZM93 7V6H92ZM99 7V8H100ZM144 7V6H143ZM208 7V6H207ZM206 6H205V8H207ZM224 7V6H223ZM252 7V6H251ZM94 8V7H93ZM105 8V7H104ZM199 8V7H198ZM230 8H231V6H230ZM244 8V7H243ZM247 8V7H246ZM249 8V7H248ZM13 9V12H11V10ZM15 9V10H14ZM131 9V8H130ZM144 9V8H143ZM148 9V8H147ZM193 9V8H192ZM208 9V8H207ZM210 9V8H209ZM213 9H216V7H214V8H211L210 10H212V11H210V10H208L209 12H206L207 13V15L205 16V14H203L202 13V15H204L205 16V18H204V16H202V18H204V19H201V20H199L201 17L199 16V15H201V13L200 14H196V13H194L193 11V13L194 14H196L197 16H194V18L192 19V21L196 18V17H198V18H196V20H199L200 21V24H208L209 23V25H207L208 27L209 26H211V27H209V28H207V26L206 27H204V28H202V29H200V30H203V32H204V35H206L205 34V31L207 30V29H211V28H213L214 29V24H213V18L212 17H214L215 15H213ZM255 9V8H254ZM263 9H264V7H263ZM139 10H141V9H138V11ZM152 10V9H151ZM15 11V12H14ZM142 11V10H141ZM146 11V10H145ZM203 11V10H202ZM201 11V12H202ZM207 11V10H206ZM221 11V8L218 10V12H220ZM226 10H224L223 9V11H222V13L223 12H225ZM250 11V10H249ZM256 11V10H255ZM24 12V11H23ZM104 12V11H103ZM104 12V13H105ZM123 13V17L122 16H120V13ZM143 13H144V10L142 11ZM152 11H150V13H151ZM251 12V11H250ZM262 12V11H261ZM191 13V12H190ZM210 15H209V14ZM214 13L216 14V12H215V10H214ZM222 13H220L221 15H222ZM232 13V12H231ZM102 14V13H101ZM131 14H133V15H138L137 17H140V18H137L136 16H133V15H131ZM153 14V12L151 13V15ZM160 14V13H159ZM158 14V15H159ZM193 14V15H194ZM220 14H217V16L218 15H220ZM254 14V13H253ZM145 15V16H144ZM153 15H155V13L153 14ZM152 15V16H153ZM157 15V14H156ZM156 15H155V17H156ZM185 15H187V14H185ZM208 15L209 16H211V18H210V21L211 22H207L206 20H209V18H208ZM220 15V18H221V20H223L224 18L222 17ZM224 15V14H223ZM233 15V14H232ZM235 15V14H234ZM241 15V14H240ZM264 15V14H263ZM101 16V15H100ZM120 16V17H119ZM216 16V17H217ZM231 16V15H230ZM236 17H237V15H235ZM102 17H104V14H103V16ZM102 17H100L101 19H103ZM161 17V19H162V16H160ZM189 17H191L192 18V15H188V16H186L185 18L187 19L188 18V20H189ZM200 17V18H199ZM226 17V16H225ZM22 18V17H21ZM104 18H106V17H104ZM120 18H122L121 20H120ZM179 18H181V17H179ZM185 18H181L182 20L181 21H183V19H185ZM220 18H218L219 20H220ZM233 18V20H234V17H232ZM242 18H243V16H242ZM25 19V18H24ZM80 19V18H79ZM158 19H159V17H158ZM164 19V18H163ZM206 19V20H205ZM237 19V18H236ZM247 19V18H246ZM187 20V21H188ZM226 20V19H225ZM232 20V21H233ZM254 20V19H253ZM156 21H158V20H156ZM187 21H184V22H187ZM191 21V22H192ZM195 21V20H194ZM194 21H193V23H194ZM202 21H206V23H204V22H202ZM224 21V20H223ZM227 21V20H226ZM235 21V20H234ZM248 21V20H247ZM159 22H161V24H163L164 22H162L161 20L159 21ZM178 22H179V26H180V19L178 20L177 19V23H174V29L176 30L177 28V31L182 27V26H180V28L177 26H175V24H178ZM184 22H181L182 23V25H183V23ZM202 22V23H201ZM219 22V21H218ZM230 22H231V20H230ZM229 22V23H230ZM243 22V21H242ZM252 22V21H251ZM259 22V21H258ZM23 23V22H22ZM29 23H31L30 21H29ZM98 23V22H97ZM188 23V22H187ZM210 23H211V25H210ZM225 23V22H224ZM228 23V22H227ZM159 24V23H158ZM186 24V23H185ZM196 24V23H195ZM197 24L199 25L198 26V29L200 28V24H199V22L197 21ZM241 24V23H240ZM250 24V23H249ZM254 24V23H253ZM256 24H258L257 22H256ZM261 24V23H260ZM147 25V24H146ZM160 25V24H159ZM194 25V24H193ZM213 25V26H212ZM243 25H244V23H243ZM246 25V24H245ZM244 25V26H245ZM158 26V25H157ZM160 26H163V25H160ZM240 26V25H239ZM242 26V25H241ZM247 26V25H246ZM245 26V27H246ZM119 28L120 27V29L118 30H114V28ZM152 27V26H151ZM187 27H188V25H187ZM202 27V26H201ZM227 27V26H226ZM233 27V26H232ZM235 27V26H234ZM244 27V28H245ZM254 27V26H253ZM143 28V30H140V29H142ZM149 28V27H148ZM173 28V27H172ZM205 28H206V30H205ZM247 28V27H246ZM23 29V28H22ZM27 29V28H26ZM147 29V28H146ZM145 29V30H146ZM160 29V28H159ZM163 29V28H162ZM161 29V30H162ZM182 29V28H181ZM228 29V28H227ZM248 29H249V27H248ZM254 29V28H253ZM256 29V28H255ZM262 29V28H261ZM168 30V29H167ZM200 30H198V31H200ZM251 30V29H250ZM110 31L111 32H113V35L115 36L114 38L115 39H113L111 36H110ZM123 31H125V33L123 32ZM140 31H144L143 33L142 32H140ZM156 31V30H155ZM159 31V30H158ZM166 30H163V32H165ZM169 31H170V29H169ZM177 31H174V32H176L177 33ZM211 31V30H210ZM221 31V30H220ZM224 31H226V30H224ZM224 31L222 30V32H223V34H222V32H220V34H222L223 36H224V39H225V41H226V39L228 40V42L230 43V44H228V42H224V41H222V42H224V44H226V45H228L227 46V48L229 47V48H231L232 49V52H229V50H228V52L227 51H224L223 50V47L222 48H220V47H218V48H216V50L213 48V47H211V48H213L214 49V51H212L210 54L209 53H205L204 51L205 50H203V48H201V47H203V45H201L199 42L201 41V38H199V41L198 42H196L193 38V40L191 41V44H192V42L194 41V43H199V44H195L196 46H197V48L196 47H194L193 45L194 44H192V47H193V50H190L189 51V49H192V47H191V45H190V47L191 48H188L187 50H185L186 49V47H189V45L188 44H190V41H189V39L188 40H186V41H189L188 43L185 41V42H181V44L182 43H187L186 44V46H184V47H182V48H184V51H186L187 52V56H188V54L189 53H193L192 54V58L193 59H196V60H194V62L196 63H198L199 65H197L198 67L197 68H194V72L197 74V73H205L204 71L206 70V72H210V73H215V75H218L219 76V80L221 79L222 81H224L225 82V80H227L228 78H226V77H228V76H224V73L226 74V73H228L230 70H233V69H235L236 70V68L239 66L240 67V70H241V68L243 69V65H244V69H245V66H248L249 67V65L251 64V62H250V64L248 65V63L246 62V58L247 57H245V56H238V54H236V52L237 53H239V50L238 49H236V46L238 45V44H236V46L234 45L235 43H233V41L232 40H230L232 37H231V35H232V33H230V35H227L228 33H224ZM228 31V30H227ZM234 31V30H233ZM236 31V30H235ZM234 31V32H235ZM241 31V30H240ZM249 31V30H248ZM253 31V30H252ZM256 31V30H255ZM148 32V31H147ZM151 32V31H150ZM168 32V31H167ZM171 32V31H170ZM209 32V31H208ZM259 32H260V30H259ZM141 33V34H140ZM178 33H179V31H178ZM178 33H177V35H178ZM257 33V32H256ZM112 34V33H111ZM149 34H151L152 35V37H153V34L152 33H149ZM170 34H174V33H170ZM180 34H181V32H180ZM183 34H185V33H183ZM202 34V33H201ZM237 34H239V33H237ZM237 34H235V33H233V35H237ZM166 35V34H165ZM168 35V34H167ZM187 34H185V36H186ZM198 35H200V34H198ZM247 35H249V34H247ZM148 36V34L146 35V37ZM155 36V35H154ZM163 36H164V33H163ZM170 36V35H169ZM196 36V35H195ZM208 36V35H207ZM240 36V35H239ZM92 37V36H91ZM149 37H150V35H149ZM165 37V36H164ZM199 37V36H198ZM200 37H201V35H200ZM203 37V36H202ZM229 37H231V38H229ZM234 37V36H233ZM237 37V36H236ZM247 37H249V36H247ZM255 37V36H254ZM151 38V37H150ZM187 38V37H186ZM186 38H184V40L186 39ZM204 38V37H203ZM223 38V37H222ZM222 38H220L221 40H223ZM240 38H242V37H239V38H237V39H240ZM153 39V38H152ZM155 39H157V37L155 38ZM159 39V38H158ZM172 39V38H171ZM219 39V40H220ZM233 39V38H232ZM236 39V38H235ZM244 39V38H243ZM250 39V38H249ZM149 40V39H148ZM160 40V39H159ZM159 40H158V42H159ZM173 40V39H172ZM175 40V39H174ZM177 40V39H176ZM182 40V39H181ZM183 40V41H184ZM196 40H198L197 38H196ZM203 40H205V38L203 39ZM210 41V38L208 37V39H207V42H209ZM241 40V39H240ZM253 40V39H252ZM255 40V39H254ZM259 40V39H258ZM257 40V41H258ZM99 41V40H98ZM150 41V40H149ZM152 41V40H151ZM165 41V40H164ZM167 41V40H166ZM217 42H219L218 40H216ZM246 41V40H245ZM154 42V41H153ZM206 41H205V43H207ZM239 43L241 42V41H238ZM237 42V43H238ZM252 42V41H251ZM161 43H163V42H161ZM169 43V42H168ZM178 43V42H177ZM205 43H204V45H205ZM248 43V42H247ZM100 44V43H99ZM153 45H154V43H152ZM167 44V43H166ZM170 44V43H169ZM169 44H167L168 46H169ZM209 44H211V43H209ZM221 44V43H220ZM249 44H252V43H248V45ZM160 45V44H159ZM198 45L199 46H201V47H198ZM212 45V44H211ZM223 45V44H222ZM225 45V46H226ZM240 45V44H239ZM237 46V47H239V49H240V46ZM255 45V44H254ZM258 45V44H257ZM132 46V45H131ZM207 46H208V43H207ZM206 46V47H207ZM217 46V45H216ZM218 46H219V44H218ZM221 46V45H220ZM230 46H232V47H230ZM245 46V45H244ZM260 46V45H259ZM91 47V46H90ZM93 47V46H92ZM132 47H134V46H132ZM131 47V48H132ZM154 47V46H153ZM170 48L172 47L171 46V44H170V46H169ZM168 47V48H169ZM174 47V46H173ZM205 47V46H204ZM249 47V49L251 50V48H253L252 46L250 47V46H248ZM263 47V46H262ZM126 48V49H127ZM180 49H181V46L179 47ZM194 48H196V49H198V48H201V49H199V51L197 50L195 53H194V51L196 50H194ZM246 48V47H245ZM104 49V48H103ZM134 49V48H133ZM138 49V48H137ZM151 49V48H150ZM217 49H219V51L217 50ZM247 49V48H246ZM248 49V50H249ZM255 50H256V47L254 48ZM253 49V50H254ZM108 50V49H107ZM143 50V49H142ZM145 50V49H144ZM149 50V49H148ZM202 50V51H201ZM222 52H221V51ZM237 50V51H236ZM254 50V51H255ZM99 51V50H98ZM108 51H110V50H108ZM133 51V50H132ZM182 51H183V49H182ZM231 51V50H230ZM246 51V50H245ZM257 51V50H256ZM134 52V51H133ZM224 52V53H223ZM251 52H253L252 50H251ZM258 52V51H257ZM130 53V52H129ZM172 53H174V52H172ZM176 53H178V51L176 52ZM227 53V54H226ZM242 53V52H241ZM256 53V52H255ZM259 53V52H258ZM182 54V53H181ZM236 54V55H235ZM240 54V53H239ZM253 53H251V55H252ZM261 55H259V57H258V59L256 58V60H258V62L259 63H253V65H255L256 66V68L257 67H259L260 65H261V67H262V69L264 68V54H262V53H260ZM183 55V54H182ZM230 55V56H229ZM231 55L233 56H235V57H237L238 56V58L236 59V60H239V61H234L235 60V57H233V58H231ZM241 55H243V54H241ZM246 55V54H245ZM250 55V54H249ZM254 55H256V54H254ZM139 56V55H138ZM179 57V56H178ZM227 57V58H226ZM232 60V61H234L235 63L237 62V63H239L238 65H236V68H235V66H230L231 64H229L230 62L229 61H231L229 58ZM253 57V56H252ZM133 58V57H132ZM136 58V57H135ZM189 58V57H188ZM260 58V59H259ZM227 59H229V61L227 60ZM234 59V60H233ZM249 60H251L252 61V59H250L249 58ZM248 59H247V61H249ZM260 60V61H259ZM226 63H228V64H226ZM228 61V62H227ZM254 61H255V57H254ZM6 62V61H5ZM141 62V61H140ZM246 62V63H245ZM257 62V61H256ZM200 63H202V64H200ZM224 63L226 64V66L227 67H225V69H224ZM8 64V63H7ZM194 64V63H193ZM242 64V65H241ZM245 64H247V65H245ZM260 64V65H259ZM6 65V64H5ZM118 65V64H117ZM229 65V66H228ZM259 65V66H258ZM252 66V65H251ZM250 66V67H251ZM3 67H4V64L3 65H1L0 66V68H2L3 69ZM9 67V66H8ZM15 67V66H14ZM19 67V66H18ZM17 67V68H18ZM230 67V69H228ZM247 67V68H248ZM261 67H259L260 69H261ZM13 68V67H12ZM12 68H10L11 70H12ZM17 68H16V70H14L13 72H11L10 71V75H12V79H13V81L15 80V77H17V76H23L24 77V75L25 76H28V72H23V71H21V70H23L22 68L20 69V71H18L17 70ZM178 68V67H177ZM185 68V67H184ZM246 68V69H247ZM259 68H257V70L259 69ZM5 69V68H4ZM10 69H8V71L10 70ZM19 69V68H18ZM25 70H26V68H24ZM179 69V68H178ZM253 69H255V68H253ZM260 69L258 70L259 71V73L261 72H263V70L262 71H260ZM208 70V71H207ZM224 70H226L227 72H223ZM238 71H239V68L237 69ZM177 71V70H176ZM184 71V70H183ZM182 71V72H183ZM191 71V70H190ZM245 71V70H244ZM255 71H256V69H255ZM180 72H181V70H180ZM181 72V73H182ZM231 72V71H230ZM229 72V73H230ZM240 72V71H239ZM239 72H237L236 71V73H239ZM186 73H187V70H186ZM201 73V74H202ZM218 73V74H217ZM228 73V74H229ZM241 73H242V71H241ZM244 73L245 72H243V74H242V76L244 75ZM31 74V73H30ZM183 74L185 75V72H183ZM195 74V75H196ZM222 76H221V75ZM232 74H234V73H232ZM231 73H230V75H232ZM246 74V73H245ZM248 74H249V72H248ZM252 74H254L253 76H255V73H252ZM263 74V73H262ZM6 75V74H5ZM33 75V74H32ZM179 75V74H178ZM235 75H238V74H234V77H235ZM257 75H258V73H257ZM261 74H259V76H257V77H254V79H253V77L251 76V74H250V79L248 78V76L247 75H244V76H246L245 78H243L242 79V82L243 81H245L244 79H248V80H246L247 81V83H250L251 81H253V83H254V85L255 84H257L258 86H259V83H261V81L262 82H264L263 80H262V78H260V77H264V74L262 75V76H260ZM2 76V75H1ZM7 76V75H6ZM207 76V75H206ZM209 76V75H208ZM218 76H215L214 78H217ZM197 77H198V74H197ZM224 77V78H223ZM231 77H233V76H231ZM237 78L239 77V76H236ZM251 77H252V79H251ZM3 78V77H2ZM9 78H10V76H9ZM196 78V77H195ZM241 77H239L238 79H240ZM261 80H260V79ZM16 79H19V77H17ZM28 79H30V78H28ZM27 79V80H28ZM42 79V78H41ZM218 79V78H217ZM216 79V80H217ZM230 79V78H229ZM228 79V80H229ZM238 79H236L237 81H238ZM264 79V78H263ZM9 80V79H8ZM23 80V79H22ZM227 80V81H228ZM231 81H232V78L230 79ZM229 80V82L228 83H231V81ZM236 80H234L235 82H237ZM256 80H258V81H256ZM260 80V81H259ZM7 81V80H6ZM88 81H90V80H88ZM88 81H86V83L88 82ZM222 81H221V83H222ZM227 81L225 82V83H227ZM234 81H232V82H234ZM256 81V82H255ZM18 82H20V80L18 81ZM24 82V81H23ZM31 82V81H30ZM223 82V83H224ZM239 82H241V80L239 81ZM239 82H237L238 83V85H241L242 84V87H244L243 89H241V90H244V89H248L247 88V86H244V84H246V82H243V83H239ZM259 82V83H258ZM14 83H16L17 84V82H14ZM14 83H12V86H14ZM25 83V82H24ZM38 81H37V85H38ZM90 83V92H95V91H99V90H97L96 88H99V82L98 81H96L95 79H91V81L90 82H88V84ZM252 83V82H251ZM250 83V84H251ZM15 84V85H16ZM26 84H28V83H26ZM25 84V85H26ZM263 84V83H262ZM261 84V85H262ZM10 85V84H9ZM29 85V84H28ZM32 85V84H31ZM31 85H30V87H29V89H31V91H32V87H31ZM230 84H228V86H229ZM236 87H235V86ZM234 85H232L234 88H237V86L238 85H236V83L234 84ZM246 85H249V84H246ZM224 86H226V84L224 85ZM223 86V87H224ZM232 86H231V88H232ZM251 86L252 87H254L252 84H251ZM256 86V85H255ZM257 86V88L258 89H260L259 87ZM264 86V85H263ZM17 87V86H16ZM221 87V86H220ZM239 87V86H238ZM241 87V86H240ZM246 87V88H245ZM251 87V89H253ZM12 88V87H11ZM51 88V87H50ZM227 88H229V87H227ZM226 88V89H227ZM230 88V89H231ZM225 88H224V90H226ZM233 89V88H232ZM255 90H256V88H254ZM263 90L261 91V93H263V91H264V88H262ZM16 90H18L19 91V89H16ZM21 90H22V87H21ZM26 90V89H25ZM34 90V89H33ZM37 90V89H36ZM77 90V89H76ZM128 90V89H127ZM228 90V89H227ZM226 90V91H227ZM31 91H29V92H31ZM35 91V90H34ZM57 91V90H56ZM219 91V90H218ZM235 91V90H234ZM240 91V90H239ZM238 91V92H239ZM252 91H254V90H252ZM22 92V91H21ZM26 92H28V90H26ZM45 92V91H44ZM58 92V91H57ZM122 93H124V99L123 100H120L121 102L120 103H122V105L121 104H119L116 100H117V98L115 99L114 97H112L111 95H109V94H104V93H98L97 95H95L94 97H95V101H96V104H97V106L100 108V110L102 111V113H103V115H104V121H105V125H101L100 124V126H99V132H97V133H95V134H91V136H89L90 137V140L91 141H93V143L95 144L94 145V147H92V150L95 152V153H97V154H100L101 152H99V145L100 144H102L103 146L102 147H105V148H108L109 150H110V153L109 152H107L109 155H107V153L106 154H103V155H106V157L108 158V162L106 163H104V164H101V165H107L106 167H107V170H106V168L105 167H103V169H105V170H103L102 169V167H100L99 166V163H96V165L98 164V166H99V168H98V170L96 171V173L97 172H99L100 170L102 171V172H100V174H96L97 176H98V179H99V182H100V186H101V188L104 190V191H108L109 190V188L110 187H112L111 189H113V188H115V191L116 190H118V192L120 191L121 193V195L120 196H118V198L117 199H115V201H116V203H117V205H119L118 207H120V206H122L123 208L124 207H127V208H122L121 209V211H125V213H126V215L127 214H129L130 215V213H131V210H132V215H133V210H134V215H135V213L137 214V215H140L142 218H143V221L145 220L146 222H148L149 224H153V223H158V222H161L162 223V221L163 220H161V217L158 215V213L155 215V214H153V213H151V211L149 212L148 210H147V208H145V205L141 202V201H139L137 198H135L129 191H127L126 189H125V185H124V183L125 182H120L119 184L117 183L118 181H120L119 179H118V177H117V175L116 176H114L117 172L120 174V175H122V178H124V180L125 179H130L131 178V175L127 172V171H125V169L123 168V166H122V164H121V159L120 158H118L117 157V155H115V152H114V149L115 150H117V148H118V146H120V145H118L119 143H124L125 145V147H131L132 146V148H137V149H139L140 150V148L142 147V146H144V145H141L138 141H137V138H139V137H144L145 139L147 138L146 136H148V133L150 134L153 130H151L152 129V127H150V122H152L153 123V121H150V120H152L154 117L156 118V113H155V111H153L154 112V114H152L151 115V117H153L152 119H151V117H149V116H145V117H149L148 119H146V118H142L141 116H139L143 111H144V113H142V115L143 114H145V112L147 113H153V112H151V110H153V109H155V108H153L152 107V103L151 102H149V101H147L145 98H143V95H140V94H138V93H136V92H130V91H126V89H124V90H122L121 91ZM236 92H237V89H236ZM242 92V91H241ZM256 92V91H255ZM14 93V92H13ZM16 93H19V92H16ZM221 93H222V91H221ZM225 93V92H224ZM23 94V93H22ZM32 95L34 94V93H31ZM41 94H42V92H41ZM41 94L39 95V97L41 96ZM59 94H61V93H59ZM215 94H216V92H215ZM230 95H231V93H229ZM241 94V93H240ZM239 94V95H240ZM246 94H248V93H246ZM24 95H26L25 93H24ZM45 95V94H44ZM47 96H48V94H46ZM64 95V94H63ZM225 95H227V94H225ZM245 95V94H244ZM243 95V96H244ZM251 95H253V93L252 94H250L249 96L252 98V97H255V96H251ZM259 95V94H258ZM263 95H264V93H263ZM18 96V95H17ZM38 96V95H37ZM49 96H51V95H49ZM149 96H150V94H149ZM232 96V95H231ZM234 96V95H233ZM21 97V96H20ZM19 97V98H20ZM46 97V96H45ZM45 97H43L42 99H46ZM239 97V96H238ZM242 97V96H241ZM246 97V96H245ZM257 97V96H256ZM254 98V100H256V102H258L259 103V101H261L260 103L261 104H263L264 103V98L263 97H260V98ZM34 99H35V97H33ZM54 98H56V97H54ZM62 98V97H61ZM155 98V97H154ZM41 99V100H42ZM49 99V97L46 99V100H48ZM63 99V98H62ZM66 99V98H65ZM65 99H64V102H65ZM240 99V98H239ZM247 99H248V97H247ZM257 99H259V100H257ZM263 101H262V100ZM39 100V99H38ZM45 100V101H46ZM157 100V99H156ZM242 100V99H241ZM240 100V101H241ZM244 100V99H243ZM21 101V100H20ZM19 101V102H20ZM24 101V100H23ZM22 101V102H23ZM63 101V100H62ZM61 100H59L58 98H56V99H49L46 103H44V104H48V105H50V106H52V107H54V106H58V107H60L61 108V110H63L64 111V114H63V117L61 118V119H66V117L68 118V115L66 116V117H64V115H66L65 114V112L68 114V112H70V107H68L67 105H65V104H63V102H62ZM245 101V100H244ZM40 102V101H39ZM44 101H42V103H43ZM117 102V103H116ZM246 102V101H245ZM255 102V103H256ZM263 102V103H262ZM3 103V102H2ZM21 103V102H20ZM41 103V102H40ZM250 103V102H249ZM252 103V106H253V102H251ZM72 104V103H71ZM257 104V103H256ZM30 105V104H29ZM93 105H95V104H93ZM258 105H260V104H258ZM258 105H257V108H259V107H261V106H259L258 107ZM5 107H7V108H10L9 106H7V105H4ZM37 106V110H39L38 108V104L36 105ZM140 106H142V107H144V109L142 108L141 110L139 109L138 110V108H136V107H139V108H141ZM263 106H264V104H263ZM262 106V107H263ZM30 107V106H29ZM35 107V106H34ZM57 107V108H58ZM134 107H135V109H137L139 112H140V114H139V112L138 111H136V113H138V114H135V113H127L126 112V109H134ZM251 106H249V108H250ZM254 107H256V106H254ZM32 108H33V106H32ZM43 108V109H42ZM44 108H49L50 109V107H43V104H42V107L40 108L41 109V112H43V110H44ZM74 108V107H73ZM153 108V109H152ZM5 109V108H4ZM47 109H45L44 111L45 112H50V111H48ZM134 109V110H135ZM58 110H60V109H58ZM257 110V109H256ZM263 110V109H262ZM31 111V110H30ZM40 111V110H39ZM39 111H37L38 113H39ZM130 111V110H129ZM131 111H133V110H131ZM156 111H158V110H156ZM254 111V110H253ZM259 111V110H258ZM40 112V113H41ZM43 113L44 115L45 114H47V113ZM52 112V111H51ZM55 112V111H54ZM54 112H52V115L54 114ZM59 112V111H58ZM61 112L62 111H60V114L59 115H61ZM257 112V111H256ZM261 112V111H260ZM258 113V114H261V113ZM34 113V112H33ZM150 113H149V115H150ZM262 113H264V112H262ZM35 114H37V113H35ZM50 114V113H49ZM71 114V113H70ZM0 115H3L2 113L0 114ZM48 115V114H47ZM46 115V116H47ZM72 115V114H71ZM70 115V116H71ZM148 115V114H147ZM255 115V114H254ZM37 116H38V114H37ZM36 116V117H37ZM69 116V117H70ZM257 116V115H256ZM261 116H263V114L261 115ZM42 117V116H41ZM40 117V119H42ZM44 117V116H43ZM51 117V116H50ZM49 117V118H50ZM260 117V116H259ZM1 118H2V116H1ZM162 118V117H161ZM168 118V117H167ZM201 118V117H200ZM3 119V118H2ZM1 119V120H2ZM60 119V120H61ZM70 119V118H69ZM150 119V120H149ZM227 119V118H226ZM256 119V118H255ZM259 119V118H258ZM55 120H56V118H55ZM54 120V121H55ZM79 120V119H78ZM140 120H141V122H140ZM146 120L148 121L147 123H146ZM155 120V122L156 121H160L159 120V118L158 119H154ZM225 120V119H224ZM52 121V120H51ZM69 121V120H68ZM71 121H72V119H71ZM70 121V122H71ZM75 121V120H74ZM144 121H145V123H144ZM226 121V120H225ZM69 122V123H70ZM102 122H103V120H102ZM164 122V121H163ZM173 122H175V121H173ZM199 122V121H198ZM2 123V122H1ZM73 123V122H72ZM162 123V122H161ZM165 123V122H164ZM164 123H162V125L164 124ZM179 123V122H178ZM222 123V122H221ZM10 124H12V123H10ZM68 124V123H67ZM166 124V123H165ZM185 124H187V125H185ZM184 125L185 126H189L188 124L189 123H185ZM153 125H155V124H153ZM152 125V126H153ZM156 125H160L159 123L157 124V122H156ZM162 125H160V126H162ZM179 125V124H178ZM178 125H177V127H178ZM184 125H181V126H179V128L180 129H182V128H184L185 126ZM190 125H192V124H190ZM237 125V124H236ZM17 126V125H16ZM41 126V125H40ZM184 126V127H183ZM201 126V125H200ZM224 126V125H223ZM239 126V125H238ZM4 127V126H3ZM19 127V126H18ZM94 127V126H93ZM159 126H157V127H155V131H157L156 129H158V132H159V134H157L158 132H152V133H156V135H158L159 136V138H161L160 136H161V134L162 133H160V130H159V128H158ZM177 127H176V131L178 130L179 131V129H177ZM190 127V126H189ZM194 130H195V127H193V126H191ZM190 127V129L188 128V130H190V132H191V128ZM197 127V126H196ZM213 126H211L210 127V129L212 128ZM246 127V126H245ZM4 128H6V127H4ZM13 128H15V127H13ZM38 128V127H37ZM162 127H160V129H161ZM166 128H167V126H166ZM166 128H165V130H164V132H166L167 131V133H166V135L167 136H169L168 134H171V138L173 139L174 137H172L173 135V133H175L176 131H175V129L173 128V130L175 131V132H173V130L171 129V131H170V129L169 130H166ZM169 128V127H168ZM220 128V127H219ZM238 128V127H237ZM246 128H248V126L246 127ZM12 129V128H11ZM43 129V128H42ZM45 130H47L46 128H44ZM43 129V130H44ZM153 129H154V126H153ZM192 129V131H194ZM197 129V128H196ZM203 129V128H202ZM221 129V128H220ZM224 129V128H223ZM250 129V128H249ZM252 129V128H251ZM3 130V129H2ZM6 130H8V129H6ZM13 130V129H12ZM16 130H17V128H16ZM25 130V129H24ZM24 130H23V132H24ZM41 130V129H40ZM185 131V137H186V135H187V129L185 130V128L184 129H182V131ZM198 131L197 132H199V134L196 132V130H195V134H198V135H202V136H200V139L203 137V135H204V138L206 137V135L208 134V137H212L213 139H212V141L214 140L215 141V143L214 142H212L211 141V139H210V142H209V144L207 143V144H205L204 143V145L202 146V145H200L201 144V142L197 145V140L196 139H198L199 137H193L195 134L194 133H192L190 136H192L193 134V140L195 141L196 140V142H195V144L197 145V146H194V141L191 139V137L190 138H188L189 137V135H188V137H186V138H188V139H191V140H188V139H186V140H184V142H186L187 140L188 141H190V142H192L191 144H188V145H191V146H193V147H190V149L191 148H194V149H196V147H198L199 146V148H201L200 146H202V149H204L203 147L206 145V147L207 148H209V146H210V143L212 142V143H214V145H215V150H214V152H212V150H210L211 149V147H210V149H208L207 150V148H206V150L204 149V151L205 152H209V150L212 152H209V154L211 155V158L208 156L209 154L207 153V156L208 157H206L205 159H204V154H202L203 153V150L202 149H200V150H198V151H201V152H194L193 151V153H197V154H201L200 156L202 157L203 156V158H197L198 156H196L195 158H194V156L195 155H197V154H195V155H191V156H193V158H194V160L192 161L193 163L191 164V165H193V167L190 165V167H189V161H190V159H189V161H188V163H187V161H186V163H184L185 165L186 164H188L187 166H188V168H187V166H183V161H182V163H181V165L182 166H180V164H179V166L177 167V165L175 164V162H177V160L178 159H183V158H185V159H187V158H189L190 157V155H187V151H189V150H187V148H186V146H185V150H184V148L182 149V147H179V148H181L182 149V151H177V153H182L183 152V154L185 153L186 154V156H188V157H183L184 155H180V153L179 154H177L178 156L180 155L181 157H183V158H180V157H178V159L175 161V162H173L172 161V159L174 158V159H176L177 157H176V155L173 153L174 152V150L175 149H177V145L175 144L176 142H178L177 140L174 142V144H175V146H177L176 148L174 147V146H172L171 144H172V142L171 141H168V140H171V139H169L167 136H165L164 134H162L163 136H165V137H167L168 139L166 140L167 141V144L169 143L171 146H172V148L174 149V150H172L171 148H170V150L165 146L166 144H165V142L163 143V146H161V144L159 143H157L158 141L155 139L156 137H153V135H152V139L154 138V141L156 140V144L154 145V146H156L157 148H159V150L158 151H161V154L159 155L158 153V156H161L162 158V161H164V163H162L161 162V159H160V162L162 163V164H160V162H159V164L161 165V166H159L158 164H156V168H158V170H160L161 172H162V174H163V176L165 175L166 176V171L168 170L171 174H169V175H172V173H173V176L174 177H176L177 175H179L178 177H179V181L182 183V182H184V180L185 181H190L189 183L191 184L192 182V184H196L197 185V183L200 185V186H198L197 185V187H199L200 189H203V191L205 192L206 191V193H202L201 191H199V190H186V191H182V190H179V211H178V213H179V216H181V217H183L182 219H186L187 220V222H188V225H192L193 227H194V229L196 230L197 229V231H199L203 236H204V238H203V236H199V235H197L196 233H194V232H192L190 229H187V228H183L182 229V231H185L186 233H188V235L190 234L191 236H193V237H196L198 240H200V241H203L204 243L206 242H209L208 244L209 245H211V246H213L214 248H218V247H220V244L221 243H223V244H226L228 247H229V249L228 250H222V253L224 252V253H226V255H227V257L225 258V259H223L224 260V263L222 262V264H228V261H230V263H231V261H239L240 262V264H259V260L258 259H252V258H249V259H246V258H244L243 259V257L241 256V253L239 252V251H237L236 249H239V247H240V249H241V247L243 246V245H245L246 247H250V248H256V249H260V250H263L264 251V139H258L259 141H255L253 144L252 143H250V142H247V141H242V142H237V140H236V138L235 137H237V135H241L240 133H238L237 135L235 134L234 135V131L233 132H231V133H233V135L231 136L230 134H229V132H230V130H228L227 132H225V133H227L226 135H225V139L223 140V139H221L220 138V136H221V134H222V138H224V131H220L221 132V134L219 133V131H218V133L220 134V136L218 135L217 136V138H215L216 136H212V135H210L209 133H211L212 131H210V132H206L207 134H205L204 133V130H201V129H197ZM238 130H240V129H238ZM1 131V130H0ZM14 131V130H13ZM21 132H22V130H20ZM26 131V130H25ZM55 131H57V130H55ZM163 130H161V132H162ZM168 131H170V133H168ZM181 131V130H180ZM206 131H208V130H206ZM2 132H5V130L4 131H2ZM12 132V131H11ZM20 132V133H21ZM57 132H59V131H57ZM64 132H66V131H64ZM72 132V131H71ZM163 132V133H164ZM173 132V133H172ZM189 132V133H190ZM200 132H201V134H200ZM203 132V133H202ZM215 132V131H214ZM214 132H212L213 134H214ZM249 132V131H248ZM17 133H18V131H17ZM25 133V132H24ZM23 133V134H24ZM27 134L29 133L28 131L26 132ZM61 133H62V131H61ZM72 133H74V132H72ZM211 133V134H212ZM216 133V132H215ZM217 133V134H218ZM252 133V132H251ZM257 133H258V131H257ZM0 134H4V133H0ZM68 134H71V133H68ZM216 134V135H217ZM229 134V135H228ZM5 135V134H4ZM9 135V134H8ZM11 135V134H10ZM14 136H16L15 134H13ZM26 134H24V136H25ZM30 135V134H29ZM72 135V134H71ZM177 134H175L174 136H176ZM182 135V134H181ZM215 135V134H214ZM231 136L230 138H226V137H228V136ZM248 135V133L246 134V136ZM256 135H258V134H256ZM260 135H261V133H260ZM7 136V135H6ZM13 136V137H14ZM18 136H19V133H18ZM17 136V137H18ZM28 136V135H27ZM79 136H80V134L79 133H76L75 132V134H73V136H70L71 137V139H79ZM151 136V135H150ZM197 136V135H196ZM250 136V135H249ZM248 136V137H249ZM1 137V136H0ZM23 137V136H22ZM149 137V136H148ZM165 137H162L161 139H160V141L159 142H161V140H163L164 141V139H166ZM170 137V136H169ZM179 137H180V135H179ZM179 137H175V139H178ZM233 137V138H232ZM18 138H21L20 136L18 137ZM25 138V137H24ZM150 138V137H149ZM164 138V139H163ZM182 137H180L178 140L180 141V139H181ZM195 138V139H194ZM207 138V137H206ZM205 138V139H206ZM17 138H15V140H16ZM29 140H30V136H29V138H28ZM158 139V138H157ZM175 139H173V140H175ZM207 139H209V138H207ZM206 139V140H207ZM216 139V140H215ZM227 139V140H226ZM235 139V141H232V140H234ZM1 140V139H0ZM20 140V139H19ZM18 140V141H19ZM27 140V139H26ZM89 140V139H88ZM89 140V141H90ZM147 141H149V139L147 138L146 139ZM182 140V139H181ZM182 140V141H183ZM219 141V147H221L222 146V144H223V146L221 147V149L218 147V141ZM255 140V139H254ZM12 141V140H11ZM14 141V140H13ZM17 141V140H16ZM22 141H23V139H22ZM22 141H20V143L22 144L23 142ZM25 141V140H24ZM153 141V140H152ZM201 141H204L203 140V138L201 139ZM217 141V142H216ZM225 143H223V142ZM225 141H227V142H225ZM7 143H8V141H6ZM57 142V141H56ZM59 142V141H58ZM84 142V141H83ZM141 142V141H140ZM171 142V143H170ZM1 143V142H0ZM7 143H6V145H7ZM31 143V142H30ZM122 143V144H123ZM150 143H152L151 141H150ZM162 143V142H161ZM182 143V142H181ZM180 143V144H181ZM186 143H188V142H186ZM186 143L184 144V145H186ZM203 143V142H202ZM216 143H217V147H216ZM220 143H221V145H220ZM17 143H15V145H16ZM23 144H25V145H27L25 142L23 143ZM32 144V143H31ZM31 144H29V145H31ZM44 144V143H43ZM126 144H127V146H126ZM129 144H131V145H129ZM154 144V143H153ZM168 144V145H169ZM173 144V145H174ZM9 146L10 145H13V144H11L10 142H9V144H8ZM54 145V144H53ZM61 145V144H60ZM129 145V146H128ZM150 145H152V144H150ZM183 145V144H182ZM187 145V146H188ZM213 145V146H214ZM1 146V145H0ZM18 146V145H17ZM84 146V145H83ZM85 146H87V145H85ZM93 146V145H92ZM124 146H122L121 145V147L123 148ZM134 146V147H133ZM153 146V145H152ZM151 146V147H152ZM181 146V145H180ZM212 146V145H211ZM13 148H14V145L12 146ZM11 147V148H12ZM24 147V146H23ZM52 147V146H51ZM58 147V146H57ZM62 147V146H61ZM64 147V146H63ZM156 147H153V148H156ZM168 147H170V146H168ZM1 148H2V146H1ZM3 148H6L5 146L3 147ZM10 148V147H9ZM12 148V149H13ZM15 148H17V147H15ZM28 148V146H26V149ZM72 148V147H71ZM120 148V147H119ZM166 148H167V150H166ZM177 149V150H180V149ZM198 148V149H199ZM213 149H214V147H212ZM216 148H218L217 149V151H216ZM25 149V148H24ZM30 149V148H29ZM41 149V148H40ZM59 149H61L60 147H59ZM64 149V148H63ZM102 149V148H101ZM136 149V150H137ZM2 150V149H1ZM20 150V149H19ZM46 150V149H45ZM54 150V149H53ZM56 150V149H55ZM106 150V149H105ZM118 150H120V149H118ZM141 150H143V148L141 149ZM156 150V149H155ZM184 150V151H183ZM192 150V149H191ZM197 150V149H196ZM219 150V151H218ZM7 151L9 152V150H8V147H7ZM15 151V150H14ZM14 151H12L13 153H14ZM17 152H19L18 150H16ZM21 151V150H20ZM26 152H27V150H25ZM57 151V150H56ZM55 151V152H56ZM62 152H63V154H65L64 153V151L63 150H61ZM84 151V150H83ZM104 151V150H103ZM173 151V152H172ZM176 151V150H175ZM215 151H216V154H215V157L213 156L214 154L213 153H215ZM29 152V151H28ZM28 152L26 153V154H28ZM58 152V151H57ZM74 152V151H73ZM119 151H117V153H118ZM192 152V151H191ZM191 152H189L190 154H191ZM217 152H219V153H217ZM20 153V152H19ZM23 153H24V151H23ZM23 153H20L21 154V156H22V154ZM39 153V152H38ZM68 153V152H67ZM72 153V152H71ZM75 153V152H74ZM105 153V152H104ZM121 153V152H120ZM120 153H118L119 154V156L121 155ZM42 154V153H41ZM58 154V153H57ZM60 154V153H59ZM70 154V153H69ZM126 154V153H125ZM175 156H174V155ZM206 154V153H205ZM218 154V156L220 157V158H218V156H216ZM62 155V154H61ZM68 155V154H67ZM67 155H66V157L65 156H63L64 158H69V157H67ZM72 155H74V154H72ZM82 155H84V154H82ZM86 155V154H85ZM84 155V156H85ZM90 155V154H89ZM124 155V154H123ZM2 156V155H1ZM0 156V157H1ZM14 156V155H13ZM16 156H17V154H16ZM20 156V155H19ZM20 156V157H21ZM23 156H28V155H23ZM62 156H61V158H62ZM80 156V155H79ZM174 156V157H173ZM199 156V157H200ZM18 157V156H17ZM28 157H31V156H28ZM27 157V158H28ZM59 157V156H58ZM77 157H78V155H77ZM105 157V158H106ZM216 159V161L214 160V158ZM7 158H10V157H8L7 156ZM22 158V157H21ZM25 158V157H24ZM27 158H25L26 160H27ZM80 158V157H79ZM85 158H87V156L85 157ZM94 158V157H93ZM125 161H127V162H130L131 163V160L130 159H128V157L127 158H125V156H123L122 157ZM211 159L212 160V158H213V160H214V163H216V162H218L219 160L220 161H223V164H225L226 163V165L224 166V167H226V168H224L223 167V164L221 165V164H212L213 163V160L211 161V160H209V159ZM217 158L219 159V160H217ZM11 159V158H10ZM16 158H14V160H15ZM72 159H73V157H72ZM77 159V158H76ZM13 159H11V161H12ZM110 160V161H109ZM123 160V161H124ZM192 160V159H191ZM7 161V160H6ZM28 161H30V159L28 160ZM27 161V162H28ZM68 161H69V159H68ZM68 161H65V162H68ZM70 161H71V159H70ZM81 161H83V159L81 160ZM80 161V162H81ZM100 161V160H99ZM105 161V160H104ZM219 161V162H220ZM62 162V161H61ZM72 162V161H71ZM75 162H78V160L77 161H75ZM79 162V165H81L82 166V164H84V161H83V163H80ZM94 162V161H93ZM101 162H102V160H101ZM126 162V163H127ZM24 163V162H23ZM59 163H60V161H59ZM69 163V162H68ZM103 163V162H102ZM155 163V162H154ZM227 163L229 164L230 163V165L227 167ZM29 164V163H28ZM63 164H64V162H63ZM75 164V163H74ZM78 164V163H77ZM164 164V166H162ZM212 164V165H211ZM60 165V164H59ZM62 165V164H61ZM60 165V166H61ZM87 165V164H86ZM91 165V164H90ZM131 165V164H130ZM137 165V164H136ZM176 165V166H175ZM232 165V168L230 167ZM235 166V170L233 169L234 168V166ZM65 166V165H64ZM67 166V165H66ZM69 166V165H68ZM71 166V165H70ZM98 166H96V167H98ZM166 166H168V167H166ZM175 166V167H174ZM195 166V167H194ZM59 167V166H58ZM162 167H164V169L166 168V170H164ZM193 169H192V168ZM61 168V167H60ZM66 168L67 167H65V169H64V167L62 168V169H64V170H66ZM73 168V167H72ZM84 168H85V166H84ZM93 168V167H92ZM189 168H191V169H189ZM228 168V170L226 171L225 169H227ZM233 170V172H231V173H229V171L231 170V169ZM76 169V168H75ZM79 169V168H78ZM97 169V168H96ZM230 169V170H229ZM136 170V169H135ZM231 170V171H232ZM60 171V170H59ZM75 171V170H74ZM82 171V170H81ZM167 171V173H169ZM55 172V171H54ZM57 172H58V169H57ZM67 172H69V171H66V173ZM116 172V173H115ZM160 172V173H161ZM61 173V172H60ZM70 173H72V172H70ZM78 173H80V172H78ZM77 173V174H78ZM17 174V173H16ZM55 174V173H54ZM58 175V177H59V173H57ZM68 174V173H67ZM73 174V173H72ZM81 174V173H80ZM71 175V174H70ZM143 175V174H142ZM54 176V175H53ZM56 176V177H57ZM72 176V175H71ZM74 176V175H73ZM56 177L54 176V178L56 179ZM57 177V178H58ZM62 177V176H61ZM70 177V176H69ZM68 177V178H69ZM77 177V176H76ZM94 177V176H93ZM93 177H92V179H93ZM117 177V179H118V181L116 182L115 180V178ZM170 177H172V176H169L168 177V179H171ZM65 178H67V177H65ZM75 178V177H74ZM78 179V178H77ZM77 179H75V181L77 180ZM174 179V178H173ZM176 179V178H175ZM178 179V178H177ZM57 180V179H56ZM63 180H64V178H63ZM62 180V181H63ZM72 180V179H71ZM124 180H121V181H124ZM181 180H183V181H181ZM53 181V180H52ZM55 181V180H54ZM59 181V180H58ZM67 181V180H66ZM69 181V180H68ZM78 181V180H77ZM94 181H97V180H94ZM173 181V180H172ZM60 182V181H59ZM74 182V181H73ZM80 182V181H79ZM179 182V183H180ZM56 183H57V181H56ZM62 183V182H61ZM71 183V182H70ZM76 183V185L78 184L77 182H75ZM158 183V182H157ZM178 183V182H177ZM63 184V183H62ZM194 184V185H195ZM21 185V184H20ZM60 185V184H59ZM68 185V184H67ZM71 185H72V183H71ZM74 185V184H73ZM72 185V186H73ZM180 185V184H179ZM195 185V186H196ZM64 186V185H63ZM69 186V185H68ZM79 186V185H78ZM98 186V185H97ZM56 187H58V186H56ZM60 187H62V186H60ZM66 187V186H65ZM188 187V186H187ZM68 188V187H67ZM66 188V189H67ZM72 187H70V189H71ZM56 189V188H55ZM65 189V190H66ZM97 189H99V188H97ZM194 189H195V187H194ZM59 190H61V188L60 189H58V190H56V191H59ZM97 191V190H96ZM145 191V190H144ZM174 191V190H173ZM66 192V191H65ZM98 192V191H97ZM101 192H102V194H101ZM99 194H101L102 196H104L105 197V193H103V191H101ZM117 192V191H116ZM58 193V192H57ZM108 193H109V191H108ZM142 193H144V192H142ZM150 194H151V192H149ZM64 194V193H63ZM67 194V193H66ZM109 194H112V193H109ZM108 194V195H109ZM114 194V193H113ZM112 194V195H113ZM146 194V193H145ZM163 194V193H162ZM177 193H167V197L169 198H172L173 197V195H176ZM112 195H110V196H112ZM116 195V194H115ZM114 195V196H115ZM118 195V194H117ZM148 195V194H147ZM153 195V194H152ZM69 196V195H68ZM102 196H100V199L102 198L103 199V203H101L102 201H98L99 203H101L100 205H104L105 203H104V201L106 200V198H105V200H104V197H102ZM144 196V195H143ZM159 196V195H158ZM115 197H117V196H115ZM176 197V196H175ZM178 197V196H177ZM147 198V197H146ZM99 199V198H98ZM101 199V200H102ZM149 199V198H148ZM160 199H162V198H160ZM178 199V198H177ZM176 199V200H177ZM87 201H88V199H87ZM106 201H108V200H106ZM174 200H172V202H173ZM86 202V201H85ZM97 202V203H98ZM160 202V201H159ZM153 196L152 197H150V203L158 210V211H160L161 213H165V210H164V208L162 207V205L159 203ZM163 202H165V201H163ZM111 203V202H110ZM109 202H107V204H110ZM84 204H86V203H84ZM104 205V208H106L107 206H109V205ZM112 204H114V203H112ZM111 204V205H112ZM172 204V203H171ZM98 205V204H97ZM110 205V206H111ZM178 205V204H177ZM99 206V205H98ZM112 206H114V205H112ZM103 207V206H102ZM175 209H176V207H175V205L173 206ZM101 208V207H100ZM107 208H110V207H107ZM114 208V207H113ZM112 208V209H113ZM128 208H130V209H128ZM168 208V207H167ZM111 209V208H110ZM111 209V210H112ZM126 209H128L129 211L127 212V210ZM110 210V211H111ZM114 210V209H113ZM230 210H237V211H235L236 213H237V215H240V216H244L245 217V220L243 221L244 222V225H245V223H247L249 226H244V227H242L241 228V231L242 232H237L236 230H238V229H236V227H235V225H234V223L232 222V221H230V220H227L228 218H229V215H226V213H227V211H230ZM107 211H109L108 209H107ZM116 211V210H115ZM123 211V212H124ZM136 211V212H135ZM113 212V211H112ZM112 212H111V214H112ZM116 212H118V211H116ZM176 212V211H175ZM110 213V212H109ZM114 213V212H113ZM174 213V212H173ZM110 215V214H109ZM119 215H120V213H119ZM132 215L130 216V217H132ZM158 215V216H157ZM165 215V214H164ZM175 215V214H174ZM177 215V214H176ZM231 215V214H230ZM106 216V215H105ZM112 216H113V214H112ZM139 216V217H140ZM178 216V217H179ZM121 217V216H120ZM129 217V216H128ZM127 217V218H128ZM137 217V216H136ZM134 218L135 219V221H137L138 220V218ZM113 218V217H112ZM65 219H67V218H65ZM107 219V218H106ZM137 219V220H136ZM141 219V218H140ZM139 219V220H140ZM162 219H164L163 217H162ZM224 219V220H223ZM102 220V219H101ZM120 220V219H119ZM119 220H117L118 222H119ZM142 220V219H141ZM140 220V221H141ZM165 220V219H164ZM60 221V220H59ZM67 221V220H66ZM103 221V220H102ZM108 221H110V220H108ZM128 221H130L129 219H128ZM132 222V224L134 223H136V222H134L133 220H131ZM139 221V222H140ZM144 221V222H145ZM224 221H226V222H228V224L229 225H231V228L230 229H233V230H235V232H237V234L236 235H233L232 234V232H230V231H228L227 230V226H225V225H223V222ZM65 222V221H64ZM69 222H71V220L69 221ZM69 222H66L67 224L69 223ZM75 222V221H74ZM78 222V221H77ZM77 222H75V223H77ZM95 222V221H94ZM98 222V221H97ZM104 223H106L105 221H103ZM138 222V221H137ZM138 222V223H139ZM142 222V221H141ZM144 222H142V223H144ZM145 222V224H147ZM152 222V223H151ZM185 222V221H184ZM75 223H72L71 222V224L70 225H72V224H75ZM101 223V222H100ZM104 223H102L103 225H104ZM112 223V222H111ZM115 223V222H114ZM123 223H125V222H123ZM129 224H130V222H128ZM160 223V224H161ZM163 223H165V221L163 222ZM186 223V222H185ZM242 223V222H241ZM77 224H79V223H77ZM108 224V223H107ZM106 224V226H108ZM117 224V223H116ZM115 224V225H116ZM120 224V223H119ZM128 224V225H129ZM145 224H143L142 225V227L143 226H145ZM156 224H155V226H154V224L153 225H151L152 227H151V231L153 230V229H156L157 227H156ZM225 224V223H224ZM69 225V226H70ZM79 225H81V224H79ZM111 225V224H110ZM136 225H138V224H136ZM170 225V224H169ZM239 225V224H238ZM68 226V225H67ZM68 226V227H69ZM73 226V225H72ZM72 226H70V228H72ZM97 226V225H96ZM105 226V225H104ZM105 226V227H106ZM135 226V225H134ZM147 227H150V225L148 226V224L146 225ZM157 226H158V229L160 228V227H162V226H164V224H162L160 227H159V225L157 224ZM171 226V225H170ZM169 226V227H170ZM243 226V225H242ZM88 227H90V226H88ZM87 227V228H88ZM99 227V226H98ZM105 227H103V228H105ZM118 227V226H117ZM126 227V226H125ZM125 227H123V228H125ZM138 227H139V225H138ZM137 227V228H138ZM147 227H145V228H147ZM155 227V228H154ZM169 227H168V229H169ZM192 227V228H193ZM226 227V228H225ZM239 227V226H238ZM84 228H86V226L84 227ZM83 228V229H84ZM108 228V227H107ZM111 228H113V227H111ZM111 228H108L109 230H108V232L110 231V229ZM120 228V227H119ZM130 228H131V225H130ZM141 228V224H140V227L138 228V229H140ZM163 229L165 228L166 230H167V227L166 226H164V227H162ZM162 228H160L157 232H156V234L152 231H149V230H144V231H146L147 233L149 232V233H152L151 235V237H150V235H147L146 233H145V235H147V236H145L146 237V239H145V241L147 240V238L149 239V238H151L152 239V237L153 238H155L154 237V234H155V236L158 234V235H161L162 234V231L160 232V230L162 229ZM171 228H172V226H171ZM170 228V229H171ZM176 228V227H175ZM92 228H89L88 230H91ZM95 228H93L92 229V231L95 233V232H97V231H95L94 230ZM98 229V228H97ZM100 229H101V226H100ZM106 229V228H105ZM114 230H116V232H117V229H115V227L113 228ZM112 229V230H113ZM122 229V228H121ZM120 229V230H121ZM126 229V228H125ZM125 229H122L123 230V235H122V238H121V236L120 237H117V236H119L120 234L119 233H121V231H118V235L116 236L117 238L116 239H113L112 238V236H111V239H110V241L109 240H106L107 238L102 234V233H104L105 235L108 233L107 231H106V233L105 232H101V233H98V236H100L99 234H101V241H103V243H105L106 244V242L104 241V240H106V241H108V242H110L111 243V246L109 247V248H111L110 250L111 251H113L114 250V252H115V256L116 257H118V259L120 260V264L122 263V264H129L130 262H132V261H130L131 259V252H130V250H133V249H130V248H132V247H129V249H127V248H125V246H126V244L127 243H129L128 241H130V243L132 242V241H134L135 240V236H133L131 233H125L124 232V230ZM133 229V228H132ZM135 229V230H134ZM133 230H134V232H136V228H134ZM149 229V228H148ZM177 229V228H176ZM175 229V232L173 231V233L174 234H176V231L178 232V229L176 230ZM102 230V229H101ZM104 230V229H103ZM102 230V231H103ZM107 230V229H106ZM119 230V229H118ZM126 230H128V229H126ZM180 230V229H179ZM82 231V230H81ZM85 231V230H84ZM105 231V230H104ZM140 231V230H139ZM139 231H137V232H139ZM143 231V232H144ZM165 231V230H164ZM99 232H100V230H99ZM132 232V231H131ZM133 232V233H134ZM141 233H142V230L140 231ZM160 234H159V233ZM110 233H111V231H110ZM170 233V232H169ZM180 233V232H179ZM96 234V233H95ZM112 234H114V233H112ZM116 234V233H115ZM184 234V233H183ZM135 235H137V236H139L138 235V233H135ZM142 235H144V233L142 234ZM141 235V236H142ZM168 234H166V236H167ZM177 235H179L178 233H177ZM114 236V235H113ZM163 236V235H162ZM174 237H172L173 238V240H171L170 241V236L168 237L167 236V238H169L168 240L170 241H168V243H170V245L172 244V246H173V244L175 245L176 243L177 244H179V246H181V245H185V243L184 244H181V243H183L182 242V240H180V237L179 236H177V238L175 237L176 235H173ZM105 237V238H104ZM159 237V236H158ZM179 237V238H178ZM98 238V237H97ZM103 238V239H102ZM118 238H120V239H118ZM139 239H140V236L138 237ZM138 238H136L137 240H139ZM183 238V237H182ZM188 238V237H187ZM98 239H100V237L98 238ZM109 239V238H108ZM144 239H142L143 241H144ZM150 239V240H151ZM156 239V238H155ZM164 239V238H163ZM179 239V240H178ZM184 239V238H183ZM249 239V240H248ZM81 240V239H80ZM153 240V239H152ZM158 240H160V239H158ZM186 240V239H185ZM189 240H190V238H189ZM149 241V240H148ZM181 241V242H180ZM107 242V243H108ZM139 242V241H138ZM140 242H141V239H140ZM140 242H139V244H137L136 242V244L139 246L140 245ZM157 242V241H156ZM160 242H162V240L160 241ZM179 242V243H178ZM185 242V241H184ZM192 242L193 241H191L190 242V247L192 246ZM101 243V242H100ZM132 243H134V242H132ZM134 243V244H135ZM144 243V242H143ZM148 243V242H147ZM152 243V242H151ZM102 244V243H101ZM109 244V243H108ZM142 244V243H141ZM149 244V243H148ZM163 245L164 244H167L166 242H164V243H162ZM176 244V245H177ZM181 244V245H180ZM85 245V244H84ZM130 245V244H129ZM168 245V244H167ZM176 245H175V247L173 246V248L174 249H178L179 247L177 246V248H176ZM194 245H196V244H194ZM193 245V246H194ZM200 245V243L199 244H197V246H199ZM202 245V244H201ZM200 245V246H201ZM108 246V245H107ZM132 246H134V245H132ZM145 246V245H144ZM143 245H142V247H144ZM150 246V245H149ZM186 246V245H185ZM188 246V245H187ZM192 246V247H193ZM196 246V247H197ZM208 246V245H207ZM85 247H87V246H85ZM113 247V248H112ZM127 247V246H126ZM140 247H141V245H140ZM148 247V246H147ZM158 247V246H157ZM160 247V246H159ZM158 247V248H159ZM165 247V246H164ZM190 247H188L189 248V250H191V248ZM195 247V246H194ZM203 247V246H202ZM93 248V247H92ZM134 248V247H133ZM153 248H155V247H153ZM168 248H169V246H168ZM168 248H165L166 249V251H165V253L167 252L168 253ZM171 248V247H170ZM187 248V249H188ZM206 248V247H205ZM208 248V247H207ZM217 248H216V250H217ZM221 248H223V247H221ZM106 249V248H105ZM138 249H139V247H138ZM141 249H143V248H141ZM147 249H151V248H147ZM164 249V250H165ZM181 249V248H180ZM193 249V248H192ZM197 249H199V247H197ZM200 249H201V247H200ZM219 249V248H218ZM244 249V248H243ZM242 249V250H243ZM87 250H89V249H87ZM108 250V249H107ZM135 251H132V252H135V254L137 253V250H136V247H135V249H134ZM154 250V249H153ZM152 250V251H153ZM160 250V249H159ZM163 250V251H164ZM184 250V249H183ZM207 250V249H206ZM242 250H241V252H242ZM146 251V250H145ZM148 251V250H147ZM151 250H149V252H150ZM188 251V250H187ZM193 251V250H192ZM196 251V250H195ZM202 251V250H201ZM205 251V250H204ZM109 252V251H108ZM144 252V251H143ZM149 252H148V254H149ZM158 252V251H157ZM191 252V251H190ZM197 252H199V251H196V253L194 252L193 254H197ZM208 252H209V250H208ZM216 254H217V251H214ZM82 253V252H81ZM90 253V252H89ZM112 253V252H111ZM141 253V252H140ZM151 253V252H150ZM159 253H161V251L159 252ZM166 253V254H167ZM174 253V252H173ZM179 253H181V252H179ZM178 253V254H179ZM201 253L202 252H200V254L199 255H201ZM215 253H213V254H215ZM83 254H86V252H83ZM91 254H93L94 255V253H91ZM97 254V253H96ZM105 254H107V253H105ZM132 254H134V253H132ZM135 254H134V258L133 259H135ZM139 254V252L136 254V255H138ZM144 254V253H143ZM147 254V255H148ZM153 254V253H152ZM162 254H163V252H162ZM169 254V253H168ZM206 255H208L207 253H205ZM204 254V255H205ZM212 254V253H211ZM212 254V255H213ZM216 254H215V256H216ZM243 254H245V253H243ZM87 256H89V254L87 253L86 254ZM101 255V254H100ZM108 255V254H107ZM146 255V256H147ZM183 255V254H182ZM188 255V254H187ZM191 255H192V252H191ZM194 255V257H198V255H196L195 256ZM223 255V254H222ZM95 256V255H94ZM104 256H106V255H104ZM133 256V255H132ZM145 256V257H146ZM154 256V255H153ZM174 256H176L175 254H174ZM193 256V255H192ZM220 256V255H219ZM97 257V256H96ZM140 257V256H139ZM150 257H152V255L150 256ZM149 257V258H150ZM170 257H172V256H170ZM179 257H180V255H179ZM185 257H188V256H186V254H185ZM201 256H199V258H200ZM208 257V258H207ZM207 257H205L206 259H207V261H209L208 263H213L214 264V262H216V261H214V262H212L214 259V255L213 256H210V258H209V255L207 256ZM224 257V256H223ZM90 258V257H89ZM99 258V257H98ZM105 258V257H104ZM141 258H143V257H141ZM174 258V257H173ZM176 258H177V256H176ZM138 259V258H137ZM148 259V258H147ZM151 259V258H150ZM153 259H154V257H153ZM192 259H193V257H192ZM197 259V258H196ZM246 259V260H245ZM91 260V259H90ZM97 260V259H96ZM115 260V259H114ZM117 260V259H116ZM115 260V261H116ZM140 260V259H139ZM157 260H159V259H157ZM169 260H171V258L169 259ZM181 260H183L182 258H181ZM185 260V259H184ZM195 260V259H194ZM202 260V259H201ZM200 260V261H201ZM221 260V259H220ZM93 261H95V259L93 260ZM99 261H100V259H99ZM102 261H104V260H102ZM147 261V260H146ZM145 261V262H146ZM176 261V260H175ZM225 261H226V263H225ZM105 262V261H104ZM106 262H107V260H106ZM105 262V263H106ZM110 262V261H109ZM133 262H135V261H133ZM160 262V261H159ZM168 262V261H167ZM167 262H166V264H167ZM171 262V261H170ZM202 262H204V261H202ZM218 262V261H217ZM234 262V263H235ZM158 263V262H157ZM164 263V262H163ZM184 263V262H183ZM186 263V262H185ZM221 263V262H220ZM233 263V264H234ZM112 264V263H111ZM133 264H135V263H133ZM159 264H161V263H159ZM173 264V263H172ZM180 264H182V263H180ZM192 264V263H191ZM193 264H195V263H193ZM197 264V263H196ZM219 264V263H218ZM237 264V263H236Z\"/></svg>",
	"mask_w": 264,
	"mask_h": 264
}]
</instances>
